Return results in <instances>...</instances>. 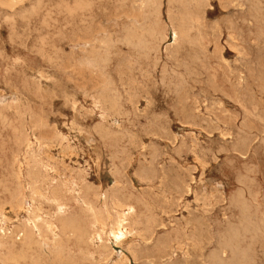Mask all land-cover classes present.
<instances>
[{"label": "rangeland", "instance_id": "rangeland-1", "mask_svg": "<svg viewBox=\"0 0 264 264\" xmlns=\"http://www.w3.org/2000/svg\"><path fill=\"white\" fill-rule=\"evenodd\" d=\"M1 1L2 0H0V3H1ZM10 1L9 0L2 1V2H4L2 4H4V5L6 4V6H8V7H6V6L4 7L3 5H2L3 6L2 7L0 4V94H1L0 95L1 96L0 97V110H2L0 112L1 113L0 114V128H1L0 129L1 130L0 131V150L3 151V149H4L3 152L0 151V159H1L0 160V166L4 162L3 165L0 167V186H1L0 187L1 188L0 189V195H1L0 196V209H1L0 210V212H1L0 213V221H1L0 222V229H1L0 230L1 231L0 232V238L3 237V239H4L3 243L6 246L5 247L4 245H2V246H4L3 247L4 249L2 248V246H0V257H1L0 260L2 261V262L0 261V264H3V263L4 264H10V263L12 264L13 263L11 261H8L6 263V260H8V258H9V246H10L9 244H11L12 241L16 238V236L14 234H17L26 224L33 222V216H34V219L41 221V223L43 224L42 225L43 235H45L46 237L48 236L49 239L51 240L52 235L48 231V229H47L48 226L46 224L53 222L56 218H57V220H58V218L60 219L59 212H58L57 208L60 206V203H61V205H63L62 204L63 202L65 203L63 206L66 209L65 214H63V217L65 218L67 215V217H66L67 219L71 216L73 217V219H76L80 215L81 216L80 219H82V217L85 216V217H83L84 219H82L84 221L79 220V223L82 224V222H83L82 225H85V226H89L90 221L92 220V213L90 211L91 207H94V208L96 207L97 212L100 211V212H98L99 214H101L102 216L104 215L103 217H107L109 214L114 215L115 214L113 212L114 210L115 211L116 210L118 211V209L120 210V208H117L118 206H116V205L120 204L121 202H127V201L133 203L136 206L137 213L140 216V220L143 223H146L148 221V219H155L157 221V225L164 224L168 231L179 230V229H183V228L185 229V227L188 226V232H189L191 230L192 224L194 222L198 221V222L202 223L204 225V233H203V237L200 240L201 241L200 243H194L192 240L184 239L182 244L180 245V247L178 245H175V247H174L175 251H174V256H173L172 262H177V263L178 262L185 263V261H189L191 263H197L201 259L207 260V257L218 247V242L220 240V238H218V237H220V235L225 233V231L228 229L230 224H236L242 218L243 213H242V210H240L241 207L239 206V204H237V201L235 200L236 195L241 190L245 191L244 196H246L245 198L248 201L249 205L251 202L250 207L254 206V208H252V207L250 208L251 210H249L248 214L250 216L252 215L251 217L254 219L260 217V219H262L264 221V201H263L264 200V155H263L264 154V143H263L264 142V131H263L264 130V121L262 123V120H264V113H263L264 112V48H263L264 47V34H263L264 33V1L263 0H242L243 2L241 0H205V1H203V0H190L191 1L190 3H189V0H186V2H185V0L184 1L183 0H180V1L179 0H176V1L172 0V2H174L173 4H172L171 0H149V1L148 0H133V1L132 0H127V1L125 0L126 2H128L127 4H125L126 2L124 0L123 1L122 0H120V1L119 0H114V1L113 0H107V1L104 0V2H103V0H91V1L85 0L84 3H83L84 0H80V1L79 0L78 1L77 0H41V2H40V0L39 1L27 0V2H26V0H12L13 3H17V4H13ZM43 1H44V3H43ZM48 1H49V5H48ZM59 1H61V2H59ZM117 1H119V2H117ZM159 1H160V3H156ZM181 1H183L184 2L183 4H185L186 6L182 5ZM74 2H76V3L74 4ZM168 2L169 3L171 2V3L169 4ZM179 2H180V4H179ZM194 2H195V4H194ZM21 3H24V4H21ZM137 3H139V4H137ZM175 3H177V4H175ZM186 3H189V4H186ZM200 3L202 5H200ZM18 4H20V5H18ZM33 4L36 6H34ZM43 4L46 6H44ZM51 4H53V5L50 6ZM64 4H66V5H64ZM15 5H16V7H15ZM197 5H199V6H197ZM245 5H246V7H245ZM10 6L11 7L14 6V7H12V10H11ZM27 7H29V8H27ZM43 7L45 9H43ZM124 7H128V8L130 7V8L124 9ZM147 7L150 10L147 9ZM190 7L193 8V9H191L193 12L191 10H189ZM56 8H57L58 12L56 11ZM64 8H65V10H64ZM115 8H117L118 10ZM187 8H188V10H187ZM258 8H260L261 11ZM13 9H14V11H13ZM30 9L31 10L34 9V10H32V13H31ZM38 9H39V11H41L40 13H38L39 12ZM52 9L54 10V12L52 11ZM123 9L125 11H123ZM177 9H179V10H177ZM19 10H20V13L17 14V12H19ZM23 10L25 11V13ZM28 10H30V12ZM116 10H117V12H116ZM119 10H121V11L119 12ZM130 10H131V12H130ZM143 10H144V12H143ZM60 11H62V13ZM169 11H170V13H169ZM179 11H180V13L182 12V14L179 15ZM188 11L191 13H189ZM206 11H207V13H206ZM86 12H88L89 14ZM90 12H91L92 16L90 15ZM21 13L23 15L24 14L25 15L21 16L22 15ZM27 13H28V15H27ZM82 13H84V14H82ZM117 13H119V14L117 15ZM129 13L130 14L132 13V14L130 15ZM187 13L190 14V16L187 15ZM258 13L260 14V16ZM8 14H9V16H8ZM32 14H33V16H32ZM39 14L41 16H39ZM177 14L179 16V19H177L178 18ZM13 15H14V17H12ZM36 15H38V16H36ZM82 15L83 16L85 15V17H83ZM162 15H163V19H162ZM15 16H17V17H15ZM18 16L21 18H18ZM44 16H46V17H44ZM51 16H53V17H51ZM77 16L81 17V18H78ZM137 16H139L140 18ZM148 16L150 19L147 18ZM235 16H237L238 18ZM10 17H12V20ZM31 17H34V19L33 18L31 19ZM39 17L41 19V22H40V20H38ZM88 17H89L90 21H88ZM92 17H93V19H90ZM136 17L138 19H140V21ZM174 17L176 18L177 21L174 20L175 19ZM17 18H18V20H17ZM23 18H25V21L27 20V18H29L31 21L28 19L27 22L24 23ZM36 18H37V20H36ZM65 18H69V19H65ZM186 18H187V20H186ZM42 20H44V21H42ZM49 20L51 22L52 21H54V22L51 23ZM169 20H170V22H169ZM173 20H174V22H173ZM17 21H18V24H17ZM46 21H47V23H46ZM160 21H161V23H160ZM181 21H183V22H181ZM190 21H191V23L193 22L192 23L193 26H192V24L189 23ZM42 22H43V24H45V26L43 24L41 25ZM89 22H91V24ZM132 22H134L133 25H132ZM49 23H50V25H49ZM157 23H159V25ZM181 23L185 24V26H183ZM13 24H15V25H13ZM135 25H137V26H135ZM148 25H150L151 27ZM187 25L191 30L190 29L188 30ZM198 25H201V26H198ZM10 26H12L13 28H11ZM42 26H43V29L46 27L45 28L46 32H49V33H45V29L42 30ZM93 26H94V28H93ZM144 26H145V28H144ZM172 26L173 27L175 26L176 29H174ZM181 26H183V29H181L182 28ZM237 26H238V28H237ZM34 27H35V29H34ZM152 27L155 30V32L152 29ZM234 27H235V29H234ZM89 28H91V29H89ZM96 28H98V30ZM231 28H233V30ZM12 29H14V30L12 31ZM26 29H27V31H26ZM33 29H34L35 33L37 31L38 32L44 31V32H43V34L41 32H39V33L37 32L36 33L37 35H36V34H34ZM99 29L101 31H99ZM126 29H128V30H126ZM130 29H131V31H129ZM132 29H133V31H132ZM146 29H148V30H146ZM186 29L188 32L186 31ZM197 29H199V30H197ZM94 30H96V32L93 33ZM151 30L154 32V33L153 32L152 33L156 36H154L152 33H150ZM178 30H179V32H178ZM144 31H146V33H143ZM147 31H148V34H147ZM163 31H164V33H163ZM189 31H191V33ZM193 31H195V32H193ZM243 31L245 32L244 35H243ZM79 32H82V33L79 34ZM85 32H86L87 36H86ZM89 32L92 33V35H90ZM181 32H182V34H181ZM32 33H33V35H32ZM129 33H131L132 37ZM189 33L193 34L194 38ZM39 34L41 36H39ZM48 34H50V35L48 36ZM58 34H60V36H58ZM62 34H63V36H62ZM118 34L120 36H118ZM135 34H136V36H135ZM161 34H163V35H161ZM177 34H179V35H177ZM187 34H189L190 36L189 35L186 36ZM199 34L204 35V36H200ZM42 35H44L45 37ZM88 35H90L91 38L88 37ZM94 35H95V38H94ZM115 35H117L118 38H116L117 36H115ZM181 35H183V38L186 36V38L190 37V38H193V40H195L196 38H198V39L195 40L196 43L193 42L192 39H190V41H191L190 42L189 38L187 39L188 41L186 40V42H183V41H185L184 40L185 38L183 39L181 37ZM20 36H23V37L25 36V37L23 39V37L20 38ZM37 36H39V37H37ZM121 36H124V37H121ZM133 36L136 38V41H138L140 39V41H142V42L133 41L135 39ZM245 36H246V38H245ZM49 37H52V38L49 39ZM74 37H75V39H74ZM85 37H87V38H85ZM105 37H107V38H105ZM130 37H131V39H130ZM137 37H139V38L137 39ZM39 38H40V40H38ZM41 38H44V39H41ZM101 38H103V40ZM164 38L166 40L162 41V40H164ZM174 38L177 40H175ZM200 38H202V39H200ZM228 38L230 40H228ZM73 39L77 40V41H74ZM99 39H100V41H99ZM106 39H107V41H106ZM147 39H148V42H147ZM178 39H180V41ZM37 40L39 41V43L41 41V43H40L41 45L38 43ZM43 40H44V42H42ZM96 40H98V42ZM115 40H116V42H115ZM21 41H22V43H20ZM85 41H87V42H85ZM101 41H102V43H101ZM113 41H114V43H113ZM161 41L163 43H161ZM256 41H258V42L256 43ZM132 42H134V44ZM154 42H155V44L157 43L156 44L157 47L155 46ZM108 43H109V45H108ZM135 43H137V44H135ZM189 43L192 45L193 48L190 47L191 45ZM247 43H248V45H247ZM38 44H39V46H38ZM45 44H47V45H45ZM141 44H144V45L140 46ZM152 44L154 45V47H152L153 46ZM178 44L181 46L180 47L177 46ZM184 44H186V45H184ZM187 44H189V45H187ZM200 44L201 45L204 44V45L201 47ZM51 45H52V47H51ZM145 45H146V47H145ZM33 46H38L39 47L38 49L39 50L41 49L40 51L43 52V53H41L42 55L40 54V51L36 47L34 48ZM40 46H42V48ZM194 46H196V47H194ZM50 47L51 48L54 47V49L51 50ZM93 47H94V50H92ZM112 47H115V48L112 49ZM167 47L170 48L171 50L169 51V49ZM176 47H178V48H176ZM240 47H242V48H240ZM152 48H155V49L153 50ZM157 48H159V50ZM180 48H182V49H180ZM205 48H207V49H205ZM34 49L39 51L38 55H37L38 51H35ZM101 49H103V50H101ZM145 49H147V50H145ZM176 49H178V50L176 51ZM236 49L237 50L239 49V51H237ZM243 49L245 50L246 54L243 51ZM47 50H48L49 54H48V52H46ZM96 50H98V51H96ZM115 50H117L118 52ZM141 50H143V51H141ZM167 50L169 52H166ZM52 51L54 53L53 54L54 56L51 55ZM102 51H103V53H102ZM157 51L158 52L160 51L159 52L160 54ZM178 51H179V53H178ZM106 52H107V54H106ZM132 52H136V53L134 54ZM145 52H147V55ZM148 52H149V54H148ZM175 52H177L176 53L177 56L179 55L180 60L177 59V56H175V55L173 56V54H175ZM181 52H182V54H181ZM185 52H186V55L184 54ZM192 52H193V54H192ZM196 52H198L199 55ZM200 52H201V54H200ZM101 53H102V55H101ZM113 53H114V55H113ZM144 53H145V55H144ZM241 53H242V57L244 56L243 58L240 55ZM136 54L138 57L136 56ZM188 54H190V56L192 58ZM40 55L42 57L43 56L44 57L42 58V57H40ZM58 55L60 56V58ZM142 55H143V57H142ZM160 55H162V57ZM202 55H204L205 57L204 56L202 57ZM56 56H58V57H56ZM70 56H72V57H70ZM82 56L83 57L86 56V57L83 58ZM90 56H92V57H90ZM100 56H101V58H100ZM49 57L50 58L52 57V58L48 59ZM69 57H70V59H69ZM88 57H90V58H88ZM145 57H146V59H145ZM169 57H170V59H169ZM67 58L69 59V62H68ZM99 58H100V60H99ZM141 58H143V59H141ZM52 59H53V61H52ZM55 59H56V62H55ZM94 59H96V60H94ZM250 59H251V61H250ZM44 60L46 62L47 61L48 62L46 63V62H44ZM172 60H173V62H172ZM190 60H193V61L198 60L199 63L196 61L193 62ZM50 61L53 62V64ZM102 61H103V63H102ZM178 61L180 62V64L178 63ZM200 61H202L204 63H202ZM223 62L225 64H223ZM98 63H99V66H98ZM187 63H188V65H187ZM205 63L207 64V66ZM78 64L80 67L78 66ZM82 64H83V66H82ZM84 64H87V65H84ZM89 64H91V66ZM126 64H127V66L125 67ZM193 64H195V65L193 66ZM200 64H202V66H206L204 68H207L206 69L207 72L209 69V72L207 73L205 71V69H203V67ZM228 64H229V67H227ZM237 64H238V66H237ZM197 65H199V66H197ZM107 66H108L109 71H107V68H106ZM208 66L209 67L211 66L212 69H211V67L209 68ZM91 67L94 69H92ZM173 67H174V69H173ZM184 67H186V69H183ZM74 68H76V70H74ZM130 68L132 69V71ZM180 68H182V69L180 70ZM126 70H127V72H126ZM202 70H204V71L202 72ZM171 71L174 73H172ZM198 71H200L201 73ZM97 72H99V73H97ZM102 72H103V75L101 74ZM230 72H231V74H230ZM126 73H129V74H127V76H126L125 75ZM177 73H178V76H177ZM191 73H193V74H191ZM198 73H199V76H198ZM187 74L190 77H188ZM223 74H226L227 77ZM92 75H96V76H92ZM104 75H106V77ZM182 75L185 78V80L182 79L183 78ZM206 75H208V77ZM162 76L163 77L166 76V77H164L165 79H163ZM168 77H169V79H168ZM150 78L152 79V81H149V80H151ZM177 78H180V79L177 80ZM188 78H190V80ZM197 78H199L200 80ZM111 79L113 80V82L111 81ZM162 79L164 81L165 80L166 81L164 82ZM171 79H172V81H171ZM229 79H230V81H229ZM34 80H35V82H34ZM105 80H107V82ZM146 80H147V82H146ZM26 81L28 84V85L26 84L27 87L25 85ZM124 81H125V83H124ZM181 81H183V82H181ZM184 81L187 82L188 85ZM23 82H25V83L23 84ZM32 82H33V84H31ZM103 82H104V86H103ZM176 82L178 85H180L179 86L180 91L178 89V85L176 86ZM134 83H136V84H134ZM144 83L146 85H148V87L143 86V85H145ZM113 84H114V86H113ZM31 85H32V87H31ZM33 85H34V87H33ZM38 85H39L40 90H39V88H37ZM124 85H125V87H124ZM128 85L131 86L132 88L129 87ZM140 85H141V87H140ZM239 85H241V86H239ZM99 86H100V88H99ZM167 86L170 89H168V88L165 89V87H167ZM190 86H192V87H190ZM211 86H212V88H211ZM110 87H112V92H115V93L111 92ZM173 87H175L176 89L175 88L173 89ZM235 87H236V89H235ZM25 88H28V89H26V92H25ZM138 88H140V89H138ZM213 88H214V91H213ZM34 89H35V91H33ZM151 89H153L154 91L152 90V92H151ZM171 89H172V91H171L172 95L170 94V91H169ZM42 90L45 91L44 94L39 93V92H43ZM108 90H110V91H108ZM133 91H135V93ZM146 91H148V93ZM109 92H110V95H109ZM132 92H133V95H132ZM91 93H93V94H91ZM174 93H176V94H174ZM41 94H42V96H41ZM140 94L142 95V97L140 96ZM173 94H174V96H173ZM177 94L178 95L180 94L181 97L176 96ZM34 95L35 96L37 95V96L35 97ZM99 95H100V98H98ZM38 96H41V97H38ZM93 96H95L96 99H95V97L93 98ZM103 96H105V97H103ZM132 96H134L133 97L134 99L132 98ZM244 96H246V97H244ZM247 96H248V98H247ZM137 97H138V99H137ZM235 97L237 98V100ZM107 98L108 99L110 98V99L106 100ZM118 98L120 100H118ZM135 98L137 99V101H133V100H135ZM180 98L181 99L185 98V99L179 100ZM195 98H196V100H195ZM98 99H101L100 100L101 103H100V101H98ZM103 99H104V101H102ZM111 100H112V103H111ZM126 100L127 101L129 100V102H126ZM185 100H187V101H185ZM189 100H190V102H189ZM96 101H98V102H96ZM113 101H114V103H113ZM131 101H132V104H131ZM135 102H137V103L135 104ZM117 103L119 106H122V107H120L121 109L119 108ZM177 103H179L180 105H178ZM242 103H244L245 105ZM13 104H15V105H13ZM72 104H74L75 106L74 105L72 106ZM100 104H101V106H100ZM102 104H104V105H102ZM112 104L113 105L115 104V106H113ZM1 105H4L5 108H4V106H1ZM181 105H183V108ZM15 106L16 107L20 106V107H18L17 111H16ZM102 106H104L105 109ZM96 107H97V109H96ZM133 107H135L136 109ZM2 108L4 109L5 112L3 111ZM7 108L10 110L12 109V110L11 111L8 110V112H7ZM218 108L221 110H219ZM255 108H258V109H255ZM111 109L113 110V112H111L112 111ZM114 109H115V111H114ZM178 109H180V110H178ZM188 109H190V110H188ZM196 110H197V112H196ZM243 110H245L247 112H243ZM256 110L258 112H256ZM105 111H107V113ZM209 111H212V112H209ZM3 112L5 113L4 115H3ZM134 112H136V113H134ZM128 113H130L129 116H127ZM251 113L254 117L251 116ZM31 114H32V116H31ZM212 114H213V116H212ZM254 114H256V115H254ZM6 115L8 117H6ZM10 115H11V117H10ZM15 115H16V117H15ZM112 115H114V116H112ZM115 115H117V116H115ZM123 115H125V117ZM187 115H189L190 117L192 116V118H194V119L196 117V119H195L196 121ZM225 115H227V117H225ZM20 116L23 118H21ZM100 116H101V118H100ZM108 116H110V117L108 118ZM119 116L123 117V118H120ZM185 116L187 117V119L185 118ZM249 116H251V117H249ZM154 117H155V119H154ZM206 117H208V118H206ZM215 117H216V119L218 118L219 122H218V120L216 121ZM107 118L109 120H107ZM115 118H116V120H114ZM5 119H7V120H5ZM22 119H24V120H22ZM152 119H154V120L151 121ZM248 119L250 121H248ZM17 120H18V124L16 122ZM187 120H188V122H187ZM1 121L4 123H2ZM8 121H9V123H8ZM221 121H222V123H220ZM260 121H261V123H260ZM24 122H25V124H24ZM152 122H154V123H152ZM155 122H157V123L155 124ZM206 122H207V124H206ZM243 122H245L247 125L246 124L243 125L244 124ZM111 123L113 124V126ZM162 123H163V125H162ZM203 123H205V124H203ZM215 123H217V124L215 125ZM23 124H24V126H23ZM151 124L155 128L150 127ZM190 124H191V126H190ZM4 125L6 128L4 127ZM158 125H160V126H158ZM193 125H195V126H193ZM18 126L21 127V129L24 131V134H23V131H20L21 129L20 130L17 129V128H19ZM101 126H102V130H101V128H99ZM157 126L159 127V129L161 131L158 129ZM208 126H210V128ZM94 127H96V128H94ZM224 127L226 128V130ZM10 128L13 130V132L15 131L14 134H13L12 130H10ZM14 128H16V130H14ZM29 128L30 129L32 128V129L30 130ZM151 128H152V130H151ZM162 128H164L163 131H162ZM197 128H198V130H197ZM216 128L218 129V131ZM93 129H94V131H93ZM106 129H107V131H110V132H107ZM120 129H121V131H120ZM129 129H130V131H129ZM205 129H207V130H205ZM5 130L6 131L8 130V131L6 132ZM28 130H30V131H28ZM99 130H101V131H99ZM127 130H128V132H127ZM168 130H169V132H168ZM220 130L222 133L220 132ZM105 131H106V137H108V138L104 137L106 140L103 138V136H104L103 134H105ZM125 131H126V133H125ZM27 132L29 134H26ZM113 132H115V133H113ZM129 132L130 133L132 132V135ZM161 132H163L164 134L162 133V135H161ZM240 132H242V133H240ZM101 133H102V135H101ZM108 133H110L111 135ZM169 133H171V134L167 135ZM56 134H58V137ZM112 134H113V137H112ZM120 134H122L123 136L125 135L124 138L121 137L122 135H120ZM154 134H156L157 136ZM109 135L111 136V138H109L110 137ZM116 135L122 141L119 140V138L116 137ZM165 135H166V137H165ZM171 135H173L172 138H171ZM221 135H223L224 138L225 137L226 138L224 139L223 137H221ZM228 135H229V137L231 136L232 138L231 137L229 138ZM23 136H25V138ZM153 136H155V137H153ZM169 136H170V138H168ZM176 136H178V137H176ZM21 137L23 140L24 139L25 140L22 141ZM26 137H28V138H26ZM115 137H116V139H115ZM173 137H175V139ZM238 137L241 140H239ZM10 138H11V140H10ZM101 138H103V139H101ZM112 138H114V139H112ZM133 138H135V139H133ZM129 139H131V140H129ZM103 140H105V141H103ZM115 140H118V142ZM135 140H137V141H135ZM184 140H185V142H184ZM14 141L16 143H14ZM18 141H20L21 143H19ZM169 141H170V144H169ZM241 141H246L247 147L245 149L240 147ZM26 143H27V145H26ZM92 143H94V144H92ZM122 143H124V144L122 145ZM140 143L143 145L141 146ZM186 143H187V146L185 145L186 146L185 147L184 144H186ZM48 144H49V146H48ZM50 144H51V146H50ZM7 145H8V147H7ZM18 145H20V146H18ZM22 145L23 146L25 145L24 147L27 149L25 150ZM112 145H114V146H112ZM134 146H136V147H134ZM188 146H189V148L187 149ZM261 146H262V148H261ZM16 147H18V148H16ZM141 147H143V148L145 147V148L143 149ZM153 147H154V149H153ZM180 147L183 148L182 149L183 152L181 151ZM111 148H112V150H111ZM117 148H119V149H117ZM125 148H126V150H125ZM8 149L10 152H8ZM16 149H18V150H16ZM42 149H44L45 151ZM145 149H146V151H145ZM221 150H222V152H221ZM249 150H250V153H249ZM18 151H21V152L19 153ZM42 151H44V152H42ZM7 152H8V154H11V158H10V155L8 156ZM35 152H37V153L40 152V153L37 154ZM42 153L43 154L45 153L44 155H47V156H44ZM21 154H23V155H21ZM120 154H122V156ZM154 154H157V155H154ZM238 154L241 155V157ZM12 156L14 158H12ZM20 156L22 158H20ZM32 157L34 159H32ZM115 157L116 158L118 157V159H116ZM154 157H155V159H154ZM6 158H8V159H6ZM9 158H10V161H9ZM18 159H19V161H18ZM23 159H25L24 160L25 163H24ZM151 159H153V161H151ZM20 160H21V162H20ZM28 160L30 161V163L28 162ZM202 161H203V164L201 163ZM16 162L18 163V165H16L17 164ZM38 162H39V164H38ZM198 162H200V163H198ZM206 162H207V164H205ZM42 163L44 166L42 165ZM113 163H115V164H113ZM12 164H14V165H12ZM29 164L32 166L34 164L35 166H33V168H32V166H30ZM36 164H38V165H36ZM39 165L41 167H39ZM8 166H10V167L8 168ZM30 167H31V169H30ZM43 167H45V168H43ZM40 168H42V169H40ZM26 170H27V172H26ZM12 171H13V173H12ZM15 171H17V172H15ZM39 171H41V172H39ZM115 171H116V173H118L117 175L120 178L117 177V175L115 174ZM32 172H34V173H32ZM119 172L120 173L122 172V173L120 174ZM143 172L147 173L145 178H142ZM14 173L17 175H15ZM19 173H20V175H19ZM38 173L39 174L41 173L40 174L41 177ZM12 174H14V176H12ZM27 174H28V176H27ZM248 174H249V176H248ZM8 175H9V177H8ZM22 175H23V177H22ZM24 175H26V176H24ZM36 175L38 176V179H37ZM113 175H114V177H113ZM43 176H44V178H43ZM59 176H60V178H59ZM77 176H79L80 178ZM147 176H149V177H147ZM3 177H4V179H2ZM29 177H30V180H29ZM65 178L67 179V182H66ZM81 178L83 181L81 180ZM6 179H7V181H6ZM8 179H10V181ZM16 179H20V180H18L19 181L18 183H17ZM44 179H46V180L44 181ZM78 179L80 180L79 183H78ZM3 180H4V182H3ZM37 180H38V182H37ZM115 180H116V182H115ZM11 181H12V183H11ZM7 182H9V184ZM52 182H54V183H52ZM256 182H257V184H256ZM2 183H3V185H1ZM33 183H35V184L33 185ZM74 183H76V184H74ZM238 183H239V185H238ZM240 183H241V185H240ZM251 183L254 185L252 186ZM11 184H13V185H11ZM16 184H18V185H16ZM31 184L36 189L31 188L30 187ZM39 185H42V186H39ZM88 185H89V187H88ZM246 185H247V187H246ZM250 185H251V188H250ZM13 186H15V187H13ZM91 186L95 187L96 189L91 188ZM122 186L124 187L123 189H122ZM83 187L87 188L88 190H83L84 189ZM4 188H5V190H4ZM7 188L8 189L10 188L9 190H11V191H9ZM14 188H17V189H15V191H13ZM43 188H44V190H43ZM73 188H74V190H73ZM89 188H90V190H89ZM126 188H127V190H125ZM54 189H55V191H54ZM56 189H59V190L56 191ZM177 189H179V191ZM32 190L33 191L35 190L36 192L35 191L32 192ZM8 191H9V193L10 192L11 193L8 194ZM17 191H21V192H17ZM63 191H65V192H63ZM85 191L86 192L91 191V192H88L89 194L94 192V193H92L94 196L93 195L89 196V194L86 193ZM122 191H124V192H122ZM5 192H7V193H5ZM13 192H15V193L17 192L16 195ZM30 192H32V193L30 194ZM41 192H43V193L45 192V194H43ZM51 192H53V193H51ZM59 192L63 195H61ZM67 192H69V193H67ZM115 192L117 193V195H115ZM18 193H20V195H18ZM58 193L60 194V197H58L59 196ZM73 193H74L75 199L73 198V196H71V195H73ZM96 193H98V194H96ZM127 193H128V195H127ZM12 194H13V196H12ZM54 194L55 195L57 194L56 198H54ZM84 194H85V196H83ZM202 194L204 195V197L202 196ZM2 195L5 197V199L7 198L6 199V200H8L7 203H6V200L4 199V197ZM9 195L11 197H9ZM14 195L15 196L18 195V196L15 197ZM32 195H33V198H32ZM113 195H115V196H113ZM131 195L135 196V198L132 197ZM194 195H195V197H193ZM47 196H49L50 198H48ZM61 196H63L64 198L66 197V198L64 199ZM79 196H80V198L82 197L81 200H83V201L80 200ZM129 196H131V198ZM257 196H258V198H256ZM20 197H21V200H20ZM51 197H52V199H51ZM85 197L87 198V200H85L86 199ZM206 197H207V199H206ZM13 198L14 199L16 198V199L14 200ZM22 198L24 201L22 200ZM26 198H27V200H25ZM115 198H117V199H115ZM34 199H35V201H37V200L38 201L35 202ZM49 199H50V201H48ZM11 200L13 203L11 202ZM84 200L87 202H85ZM96 200H100V201H96ZM138 200H140V201H138ZM1 201H3V203H1ZM54 201L57 205L54 204ZM74 201L75 202L77 201L76 203L78 205H80L81 207L78 206L76 203H74ZM180 201H182V202H180ZM254 201L256 203H254ZM16 202L19 205H17ZM25 202H27V205L24 204ZM50 202H51V204H50ZM206 202H208V203H206ZM209 202H210V204H209ZM211 202H212V204H211ZM9 203L14 205V206L10 205ZM22 203L24 204V206ZM86 203H87V205H89V203H91L89 208L87 205H85ZM233 203L236 206L233 205ZM40 204H42V205H40ZM105 204L107 205V207L104 206ZM143 204H144V207L146 206L145 208H142ZM204 204H206V206ZM66 205L68 207H66ZM100 206H101V209L99 208ZM203 206H205V207H203ZM28 208H29V210H28ZM32 208H34V209L37 208V209L34 210ZM79 208H82V211ZM85 208L88 209V211ZM255 208H257V209L255 210ZM41 209H42V213L40 211ZM104 210H106V212ZM27 211H28V213H27ZM32 211H33V213H31ZM49 211H51V212H49ZM37 212H38V217H37ZM142 214H144V215H142ZM261 214H262V216H261ZM86 216H87V219H86ZM88 217L91 218V220L88 219ZM150 217H152V218H150ZM78 219L79 218H77V220ZM85 220H86V222H85ZM169 220H170V222H169ZM17 221H18V223H17ZM23 221H25V222H23ZM88 221H89V224L87 223ZM6 222H7V224H5ZM19 222H20V224H19ZM21 225H23V226H21ZM18 227H20V228H18ZM3 229H6L7 232H6V230H3ZM17 229L18 230L20 229V230L18 231ZM56 229H55L56 233L60 235V236L58 235L59 241H61L63 244L65 243V246L68 245V247H70L71 250L73 249L72 251L76 252V248H75L76 238H75V236H72L69 233L63 234L60 232V230L58 231V229L57 230ZM45 230L47 231L46 233H45ZM58 232H60V233H58ZM158 232L160 234H162L163 228L158 230ZM11 235L14 238L13 240H12ZM61 235H65V236L63 237ZM7 238L8 239L11 238V239L8 240ZM64 238H66L67 240ZM74 238H75V240H74ZM67 241L70 242L72 247L70 246V244ZM112 243H113V246L115 247L116 253H118L120 251L127 252V250H128L127 248L132 247V246L134 249L138 248L135 245V242L132 241V237H128L121 245H115V241H112ZM254 248L256 250V255H257L256 263L257 264H264V238L260 239V241L254 245ZM179 249L180 250L183 249V250L180 251ZM147 250L148 251H142V253L145 255V257H143V259H141L139 261V264H149V263L150 264H168L169 263V261L167 259L168 257L167 258H159L158 257V255L153 250V246H148ZM184 254H185V256H183ZM44 257H46L47 259L49 258L48 261H50V259H51V255L48 252L43 253L41 256L42 261H44L45 263H48L47 259H44ZM3 259H5V261ZM90 262H91L90 259H88V261L86 259L85 264H91ZM13 264H19V263H13Z\"/></svg>", "mask_w": 264, "mask_h": 264}, {"label": "bare ground", "instance_id": "bare-ground-1", "mask_svg": "<svg viewBox=\"0 0 264 264\" xmlns=\"http://www.w3.org/2000/svg\"><path fill=\"white\" fill-rule=\"evenodd\" d=\"M2 1H5V0H2ZM1 1V6L3 5L4 7L6 6V4L4 5V4H2V3H4V2H2ZM10 1V0H9ZM37 1H39V0H37ZM78 1V0H77ZM80 1V0H79ZM91 1V0H90ZM107 1V0H106ZM114 1V0H113ZM120 1V0H119ZM119 1H117V2H119ZM123 1V0H122ZM121 1V2H122ZM125 1V0H124ZM127 1V0H126ZM125 1V2H126ZM133 1V0H132ZM149 1V0H148ZM176 1V0H175ZM180 1V0H179ZM184 1V0H183ZM183 1H181V4L182 5H185V4H183L184 2ZM203 1H205V0H203ZM202 1V2H203ZM242 1V0H241ZM264 1V0H263ZM262 1V2H263ZM7 2V1H6ZM11 3H13L12 2V0L10 1ZM15 2V1H14ZM26 2H27V0H26ZM40 2H41V0H40ZM59 2H61V1H59ZM65 2V1H64ZM85 2V0L83 1V3ZM88 2V1H87ZM94 2V1H93ZM103 2H104V0H103ZM120 2V3H121ZM152 2V1H151ZM171 2H172V0H171ZM170 2V3H171ZM185 2H186V0H185ZM191 1L189 0V3H190ZM243 2V1H242ZM246 2V1H245ZM249 2V1H248ZM247 2V3H248ZM254 2V1H253ZM43 3H44V1H43ZM68 3V2H67ZM76 2H74V4H75ZM124 3V2H123ZM128 2H126L125 4H127ZM156 3H160V1L159 2H156ZM162 3V2H161ZM169 3V2H168ZM169 3V4H170ZM174 2H172V4H173ZM178 3V2H177ZM177 3H175V4H177ZM189 3H186V4H189ZM259 3V2H258ZM13 4H17V3H13ZM21 4H24V3H21ZM31 4V3H30ZM47 4V3H46ZM58 4V3H57ZM56 4V5H57ZM61 4V3H60ZM73 4V5H74ZM86 4V3H85ZM91 4V3H90ZM137 4H139V3H137ZM153 4V3H152ZM155 4V3H154ZM179 4H180V2H179ZM194 4H195V2H194ZM204 4V3H203ZM18 5H20V4H18ZM29 5V4H28ZM34 5V4H33ZM38 5V4H37ZM44 5V4H43ZM48 5H49V1H48ZM53 4H51L50 6H52ZM55 5V6H56ZM64 5H66V4H64ZM63 5V6H64ZM119 5V4H118ZM131 5V4H130ZM163 5V4H162ZM200 5H202L201 3H200ZM261 5V4H260ZM2 6V7H3ZM34 6H36V5H34ZM44 6H46V5H44ZM59 6V5H58ZM78 6V5H77ZM80 6V5H79ZM88 6V5H87ZM96 6V5H95ZM115 6V5H114ZM117 6V5H116ZM120 6V5H119ZM126 6V5H125ZM132 6V5H131ZM138 6V5H137ZM158 6V5H157ZM171 6V5H170ZM174 6V5H173ZM186 6V5H185ZM189 6V5H188ZM187 6V7H188ZM192 6V5H191ZM197 6H199V5H197ZM249 6V5H248ZM258 6V5H257ZM262 6V5H261ZM6 7H8V6H6ZM11 7V6H10ZM12 7H14V6H12ZM12 7H11V10H12ZM15 7H16V5H15ZM65 7V6H64ZM73 7V6H72ZM133 7V6H132ZM245 7H246V5H245ZM252 7V6H251ZM27 8H29V7H27ZM34 8V7H33ZM37 8V7H36ZM35 8V9H36ZM87 8V7H86ZM121 8V7H120ZM125 8H128V7H124V9ZM130 8V7H129ZM128 8V9H129ZM138 8V7H137ZM158 8V7H157ZM161 8V7H160ZM201 8V7H200ZM20 9V8H19ZM26 9V8H25ZM41 9V8H40ZM43 9H45L44 7H43ZM72 9V8H71ZM74 9V8H73ZM80 9V8H79ZM93 9V8H92ZM115 9H117V8H115ZM123 9V11H125ZM147 9H149L148 7H147ZM191 9H193V8H191L190 7V9L189 10H191ZM199 9V8H198ZM260 11H261V9L260 8H258ZM27 10V9H26ZM31 10V9H30ZM30 10H28L29 12H30ZM32 10H34V9H32ZM32 10H31V13H32ZM59 10V9H58ZM64 10H65V8H64ZM118 10V9H117ZM117 10H116V12H117ZM134 10V9H133ZM150 10V9H149ZM163 10V9H162ZM177 10H179V9H177ZM187 10H188V8H187ZM202 10V9H201ZM13 11H14V9H13ZM24 11V10H23ZM38 11H39V9H38ZM43 11V10H42ZM47 11V10H46ZM50 11V10H49ZM52 11L54 12V10L52 9ZM56 11H57V8H56ZM78 11V10H77ZM82 11V10H81ZM90 11V10H89ZM121 10H119V12H120ZM192 11V10H191ZM257 11V10H256ZM27 12V11H26ZM41 11H39L38 13H40ZM52 12V13H53ZM58 12V11H57ZM61 13H62V11H60ZM85 12V11H84ZM130 12H131V10H130ZM143 12H144V10H143ZM189 12V11H188ZM193 12V11H192ZM250 12V11H249ZM18 13H20V10H19V12H17V14ZM24 13H25V11H24ZM35 13V12H34ZM45 13V12H44ZM65 13V12H64ZM86 13H88V12H86ZM122 13V12H121ZM169 13H170V11H169ZM189 13H191V12H189ZM206 13H207V11H206ZM22 14V13H21ZM37 14V13H36ZM66 14V13H65ZM82 14H84V13H82ZM89 14V13H88ZM116 14V13H115ZM119 13H117V15H118ZM130 14V13H129ZM132 14V13H131ZM130 14V15H131ZM141 14V13H140ZM139 14V15H140ZM180 14H182V12L180 13V11H179V15ZM193 14V13H192ZM259 14V13H258ZM25 15V14H24ZM23 14L21 15V16H24ZM27 15H28V13H27ZM70 15V14H69ZM79 15V14H78ZM90 15H91V12H90ZM89 15V16H90ZM138 15V14H137ZM153 15V14H152ZM187 15H189L190 16V14H188L187 13ZM257 15V14H256ZM263 15V14H262ZM8 16H9V14H8ZM7 16V17H8ZM11 16V15H10ZM32 16H33V14H32ZM36 16H38V15H36ZM35 16V17H36ZM39 16H41L40 14H39ZM49 16V15H48ZM47 16V17H48ZM75 16V15H74ZM83 16V15H82ZM87 16V15H86ZM92 16V15H91ZM90 16V17H91ZM155 16V15H154ZM176 16V15H175ZM177 16H178V14H177ZM192 16V15H191ZM259 16H260V14H259ZM258 16V17H259ZM12 17H14V15L12 16ZM12 17H10L11 18V20H12ZM15 17H17V16H15ZM27 17V16H26ZM29 17V16H28ZM44 17H46V16H44ZM51 17H53V16H51ZM76 17V16H75ZM78 17V16H77ZM83 17H85V15L83 16ZM137 17H139V16H137ZM136 17V18H137ZM158 17V16H157ZM156 17V18H157ZM160 17V16H159ZM184 17V16H183ZM187 17V16H186ZM235 17H237V16H235ZM9 18V17H8ZM18 18H21V17H19L18 16ZM18 18H17V20H18ZM34 19V17H31V19ZM78 18H81V17H78ZM133 18V17H132ZM140 18V17H139ZM147 18H149V16L147 17ZM175 18V17H174ZM238 18V17H237ZM15 19V18H14ZM24 20V23L25 22H27V20L29 19V18H27V20L25 21V18H23ZM47 19V18H46ZM65 19H69V18H65ZM74 19V18H73ZM72 19V20H73ZM90 19H93V17L92 18H90ZM138 19V18H137ZM150 19V18H149ZM162 19H163V15H162ZM177 19H179V16H178V18ZM185 19V18H184ZM234 19V18H233ZM232 19V20H233ZM262 19V18H261ZM21 20V19H20ZM30 20V19H29ZM36 20H37V18H36ZM38 20H40V22H41V19H40V17H39V19ZM48 20V19H47ZM139 21H140V19H138ZM144 20V19H143ZM174 20H176V18L174 19ZM174 20H173V22H174ZM186 20H187V18H186ZM10 21V20H9ZM16 21V20H15ZM31 21V20H30ZM33 21V20H32ZM42 21H44V20H42ZM50 21V20H49ZM56 21V20H55ZM84 21V20H83ZM87 21V20H86ZM88 21H90L89 20V17H88ZM92 21V20H91ZM177 21V20H176ZM205 21V20H204ZM241 21V20H240ZM245 21V20H244ZM253 21V20H252ZM261 21V20H260ZM22 22V21H21ZM51 22V21H50ZM54 21H52L51 23H53ZM136 22V21H135ZM142 22V21H141ZM147 22V21H146ZM169 22H170V20H169ZM181 22H183V21H181ZM234 22V21H233ZM251 22V21H250ZM263 22V21H262ZM29 23V22H28ZM35 23V22H34ZM46 23H47V21H46ZM56 23V22H55ZM68 23V22H67ZM83 23V22H82ZM87 23V22H86ZM90 24H91V22H89ZM133 23L134 22H132V25H133ZM151 23V22H150ZM160 23H161V21H160ZM172 23V22H171ZM170 23V24H171ZM177 23V22H176ZM175 23V24H176ZM185 23V22H184ZM188 23V22H187ZM190 24H192L191 23V21L189 22ZM197 23V22H196ZM217 23V22H216ZM238 23V22H237ZM236 23V24H237ZM260 23V22H259ZM11 24V23H10ZM17 24H18V21H17ZM40 24V23H39ZM43 24V22L41 23V25ZM139 24V23H138ZM143 24V23H142ZM156 24V23H155ZM158 25H159V23H157ZM173 24V23H172ZM179 24V23H178ZM182 24V23H181ZM198 24V23H197ZM201 24V23H200ZM232 24V23H231ZM241 24V23H240ZM252 24V23H251ZM13 25H15V24H13ZM44 26H45V24H43ZM49 25H50V23H49ZM54 25V24H53ZM97 25V24H96ZM141 25V24H140ZM147 25V24H146ZM145 25V26H146ZM151 25V24H150ZM150 25H148V26H150ZM174 25V24H173ZM183 26H185V24H182ZM253 25V24H252ZM55 26V25H54ZM87 26V25H86ZM135 26H137V25H135ZM145 26H144V28H145ZM147 26V27H148ZM176 26V25H175ZM175 26L173 27L174 29H176L175 28ZM180 26V25H179ZM183 26H181L180 28L181 29H183ZM192 26H193V24H192ZM197 26V25H196ZM198 26H201V25H198ZM11 28H13L12 26H10ZM16 27V26H15ZM40 27V26H39ZM88 27V26H87ZM97 27V26H96ZM100 27V26H99ZM146 27V28H147ZM151 27V26H150ZM187 27H188V25H187ZM191 27V26H190ZM27 28V27H26ZM46 28V27H45ZM44 28V29H45ZM53 28V27H52ZM85 28V27H84ZM92 28V27H91ZM91 28H89V29H91ZM93 28H94V26H93ZM101 28V27H100ZM134 28V27H133ZM143 28V29H144ZM193 28V27H192ZM203 28V27H202ZM237 28H238V26H237ZM34 29H35V27H34ZM34 29H33V32H34ZM39 29V28H38ZM37 29V30H38ZM41 29V28H40ZM43 29V26H42V30H44ZM49 29V28H48ZM97 30H98V28H96ZM129 29V28H128ZM128 29H126V30H128ZM152 29H153V27H152ZM179 29V28H178ZM190 28L188 27V30H189ZM194 29V28H193ZM232 30H233V28H231ZM234 29H235V27H234ZM242 29V28H241ZM14 29H12V31H13ZM16 30V29H15ZM23 30V29H22ZM31 30V29H30ZM84 30V29H83ZM87 30V29H86ZM85 30V31H86ZM137 30V29H136ZM146 30H148V29H146ZM154 30V29H153ZM191 30V29H190ZM197 30H199V29H197ZM238 30V29H237ZM26 31H27V29H26ZM25 31V32H26ZM36 31V30H35ZM60 31V30H59ZM99 31H101L100 29H99ZM129 31H131V29L129 30ZM132 31H133V29H132ZM160 31V30H159ZM158 31V32H159ZM165 31V30H164ZM164 31H163V33H164ZM175 31V30H174ZM183 31V30H182ZM185 31V30H184ZM186 31H187V29H186ZM201 31V30H200ZM199 31V32H200ZM242 31V30H241ZM249 31V30H248ZM247 31V32H248ZM32 32V31H31ZM38 32V31H37ZM36 32V33H37ZM39 32H41V31H39ZM38 32V33H39ZM43 32L44 31H42L41 33L43 34ZM94 32H96V30H94L93 31V33ZM103 32V31H102ZM117 32V31H116ZM153 31L151 30V32L150 33H152ZM154 32H155V30H154ZM153 32V33H154ZM161 32V31H160ZM166 32V31H165ZM178 32H179V30H178ZM188 32V31H187ZM190 33H191V31H189ZM193 32H195V31H193ZM14 33V32H13ZM19 33V32H18ZM27 33V32H26ZM25 33V34H26ZM35 32H34V34H36ZM45 33H49V32H46V29H45ZM60 33V32H59ZM80 33H82V32H79V34ZM88 33V32H87ZM90 33V32H89ZM123 33V32H122ZM127 33V32H126ZM133 33V32H132ZM143 33H146V31H144ZM152 33V34H153ZM176 33V32H175ZM174 33V34H175ZM186 33V32H185ZM189 33V34H190ZM244 31H243V35H244ZM263 33V32H262ZM15 34V33H14ZM13 34V35H14ZM17 34V33H16ZM24 34V33H23ZM57 34V33H56ZM64 34V33H63ZM63 34H62V36H63ZM78 34V33H77ZM85 34H86V32H85ZM99 34V33H98ZM106 34V33H105ZM115 34V33H114ZM125 34V33H124ZM130 35H131V33H129ZM134 34V33H133ZM147 34H148V31H147ZM151 34V35H152ZM180 34V33H179ZM179 34H177V35H179ZM181 34H182V32H181ZM189 34H187L186 36H188ZM195 34V33H194ZM264 34V33H263ZM19 35V34H18ZM32 35H33V33H32ZM37 35V34H36ZM50 34H48V36H49ZM90 35H92V33H90ZM90 35H88V37H90L91 38V36ZM96 35V34H95ZM95 35H94V38H95ZM129 35V36H130ZM154 35V34H153ZM161 35H163V34H161ZM190 35H192L193 36V34H190ZM189 35V36H190ZM196 35V34H195ZM200 35V34H199ZM242 35V34H241ZM39 36H41L40 34H39ZM39 36H37V37H39ZM42 36H44V35H42ZM57 36V35H56ZM58 36H60V34H58ZM77 36V35H76ZM75 36V37H76ZM84 36V35H83ZM86 36H87V34H86ZM101 36V35H100ZM114 36V35H113ZM115 36H117V35H115ZM118 36H120L119 34H118ZM118 36L116 37V38H118ZM127 36V35H126ZM125 36V37H126ZM135 36H136V34H135ZM139 36V35H138ZM148 36V35H147ZM154 36H156V35H154ZM153 36V37H154ZM159 36V35H158ZM165 36V35H164ZM186 36L183 38V35H181V37L185 40V41H183V42H186V40L189 38V41H190V39H192L193 40V38H194V36H193V38H190V37H188V38H186ZM198 36V35H197ZM200 36H204V35H200ZM17 37V36H16ZM21 37H23V36H20V38ZM25 37V36H24ZM24 37H23V39H24ZM28 37V36H27ZM45 37V36H44ZM75 37H74V39H75ZM104 37V36H103ZM121 37H124V36H121ZM131 37H132V35H131ZM131 37H130V39H131ZM134 37V36H133ZM145 37V36H144ZM18 38V37H17ZM19 38V39H20ZM47 38V37H46ZM50 38H52V37H49V39ZM85 38H87V37H85ZM93 38V39H94ZM105 38H107V37H105ZM110 38V37H109ZM113 38V37H112ZM111 38V39H112ZM135 38V37H134ZM139 37H137V39H138ZM151 38V37H150ZM176 38V37H175ZM174 38V39H175ZM180 38V37H179ZM245 38H246V36H245ZM263 38V37H262ZM18 39V40H19ZM22 39V40H23ZM37 39V38H36ZM41 39H44V38H41ZM73 39V40H74ZM84 39V38H83ZM97 39V38H96ZM102 40H103V38H101ZM121 39V38H120ZM126 39V38H125ZM196 39H198V38H196ZM195 39V40H196ZM200 39H202V38H200ZM204 39V38H203ZM38 40H40V38L38 39ZM37 40V41H38ZM47 40V39H46ZM95 40V39H94ZM109 40V39H108ZM113 40V39H112ZM117 40V39H116ZM116 40H115V42H116ZM124 40V39H123ZM122 40V41H123ZM153 40V39H152ZM166 39L164 38V40H162V41H165ZM175 40H177V39H175ZM179 41H180V39H178ZM195 40H193V42H195ZM214 40V39H213ZM228 40H230L229 38H228ZM258 40V39H257ZM20 41V40H19ZM36 41V40H35ZM74 41H77V40H74ZM84 41V40H83ZM97 42H98V40H96ZM95 41V42H96ZM99 41H100V39H99ZM106 41H107V39H106ZM111 41V40H110ZM131 41V40H130ZM133 41H135V42H138V41H140V39L138 40V41H136V38L133 40ZM145 41V40H144ZM161 41V43H163ZM188 41V40H187ZM245 41V40H244ZM259 41V40H258ZM258 41H256V43L258 42ZM42 42H44V40L42 41ZM46 42V41H45ZM80 42V41H79ZM85 42H87V41H85ZM90 42V41H89ZM92 42V41H91ZM94 42V43H95ZM140 42H142V41H140ZM147 42H148V39H147ZM177 42V41H176ZM191 42V41H190ZM232 42V41H231ZM238 42V41H237ZM255 42V41H254ZM20 43H22V41L20 42ZM37 43V42H36ZM35 43V44H36ZM38 43H39V41H38ZM40 43H41V41H40ZM39 43V44H40ZM49 43V42H48ZM101 43H102V41H101ZM113 43H114V41H113ZM125 43V42H124ZM133 44H134V42H132ZM144 43V42H143ZM150 43V42H149ZM188 43V42H187ZM196 43V42H195ZM198 43V42H197ZM234 43V42H233ZM232 43V44H233ZM249 43V42H248ZM248 43H247V45H248ZM263 43V42H262ZM39 44H38V46H39ZM43 44V43H42ZM50 44V43H49ZM55 44V43H54ZM104 44V43H103ZM122 44V43H121ZM128 44V43H127ZM135 44H137V43H135ZM154 44H155V42H154ZM157 44V43H156ZM156 44H155V46H156ZM180 44V43H179ZM177 45V46H181V45ZM190 44V43H189ZM189 44H187V45H189ZM210 44V43H209ZM250 44V43H249ZM253 44V43H252ZM251 44V45H252ZM22 45V44H21ZM41 45V44H40ZM45 45H47V44H45ZM97 45V44H96ZM108 45H109V43H108ZM112 45V44H111ZM125 45V44H124ZM142 45H144V44H141L140 46H142ZM148 45V44H147ZM153 45V44H152ZM174 45V44H173ZM184 45H186V44H184ZM191 45V44H190ZM196 45V44H195ZM201 45V44H200ZM204 44H202L201 45V47L203 46ZM263 45V44H262ZM38 46H33L34 48L36 47L37 49L39 48ZM123 46V45H122ZM139 46V45H138ZM137 46V47H138ZM172 46V45H171ZM210 46V45H209ZM236 46V45H235ZM253 46V45H252ZM256 46V45H255ZM41 48H42V46H40ZM51 47H52V45H51ZM50 47V48H51ZM56 47V46H55ZM96 47V46H95ZM110 47V46H109ZM144 47V46H143ZM145 47H146V45H145ZM144 47V48H145ZM152 47H154V45L152 46ZM157 47V46H156ZM160 47V46H159ZM185 47V46H184ZM190 47H192V45L190 46ZM194 47H196V46H194ZM48 48V47H47ZM46 48V49H47ZM106 48V47H105ZM113 48H115V47H112V49ZM118 48V47H117ZM149 48V47H148ZM168 48V47H167ZM166 48V49H167ZM176 48H178V47H176ZM193 48V47H192ZM199 48V47H198ZM233 48V47H232ZM240 48H242V47H240ZM239 48V49H240ZM264 48V47H263ZM49 49V48H48ZM52 49H54V47L53 48H51V50ZM111 49V50H112ZM141 49V48H140ZM150 49V48H149ZM153 50L155 49V48H152ZM158 50H159V48H157ZM156 49V50H157ZM169 49V51L171 50L170 48H168ZM180 49H182V48H180ZM185 49V48H184ZM191 49V48H190ZM205 49H207V48H205ZM225 49V48H224ZM235 49V48H234ZM239 49L237 50V51H239ZM259 49V48H258ZM33 50V49H32ZM35 50V49H34ZM39 50V49H38ZM38 50H35V51H38ZM41 50V49H40ZM39 50V51H40ZM56 50V49H55ZM54 50V51H55ZM92 50H94V47H93V49ZM101 50H103V49H101ZM145 50H147V49H145ZM173 50V49H172ZM178 49H176V51H177ZM195 50V49H194ZM39 51L37 52V55L39 54ZM45 51V50H44ZM96 51H98V50H96ZM105 51V50H104ZM115 51H117V50H115ZM134 51V50H133ZM139 51V50H138ZM141 51H143V50H141ZM140 51V52H141ZM168 50L166 51V52H169ZM184 51V50H183ZM188 51V50H187ZM192 51V50H191ZM200 51V50H199ZM198 51V52H199ZM243 51L245 52V50L243 49ZM242 51V52H243ZM46 52H48V50L46 51ZM56 52V51H55ZM91 52V51H90ZM101 52V51H100ZM118 52V51H117ZM150 52V51H149ZM149 52H148V54H149ZM158 52V51H157ZM160 52V51H159ZM158 52V53H159ZM173 52V51H172ZM189 52V51H188ZM187 52V53H188ZM198 52H196L197 54H198ZM35 53V52H34ZM41 53H43L42 51H40V54ZM102 53H103V51H102ZM102 53H101V55H102ZM132 53H136V52H132ZM146 53V55H147V52H145ZM145 53H144V55H145ZM155 53V52H154ZM176 53L177 52H175V54H173V56L175 55V56H177L176 55ZM178 53H179V51H178ZM195 53V54H196ZM236 53V52H235ZM45 54V53H44ZM48 54H49V52H48ZM47 54V55H48ZM54 53H53V51H52V53H51V55H53ZM57 54V53H56ZM55 54V55H56ZM92 54V53H91ZM106 54H107V52H106ZM110 54V53H109ZM153 54V53H152ZM160 54V53H159ZM165 54V53H164ZM181 54H182V52H181ZM180 54V55H181ZM185 55H186V52L184 53ZM192 54H193V52H192ZM191 54V55H192ZM200 54H201V52H200ZM245 54H246V52H245ZM33 55V54H32ZM42 55V54H41ZM40 55V57H42ZM46 55V54H45ZM89 55V54H88ZM95 55V54H94ZM100 55V54H99ZM113 55H114V53H113ZM141 55V54H140ZM139 55V56H140ZM156 55V54H155ZM170 55V54H169ZM189 56H190V54H188ZM199 55V54H198ZM205 55V54H204ZM204 55H202V57L204 56ZM241 55V57H242V53L240 54ZM259 55V54H258ZM54 56V55H53ZM59 56V55H58ZM58 56H56V57H58ZM96 56V55H95ZM136 56H137V54H136ZM161 57H162V55H160ZM171 56V55H170ZM183 56V55H182ZM181 56V57H182ZM194 56V55H193ZM237 56V55H236ZM44 57V56H43ZM42 57V58H43ZM47 57V56H46ZM70 57H72V56H70ZM70 57H69V59H70ZM83 57V56H82ZM86 57V56H85ZM85 57H83V58H85ZM90 57H92V56H90ZM90 57H88V58H90ZM105 57V56H104ZM112 57V56H111ZM138 57V56H137ZM141 57V56H140ZM142 57H143V55H142ZM167 57V56H166ZM187 57V56H186ZM191 57V56H190ZM198 57V56H197ZM200 57V56H199ZM205 57V56H204ZM240 57V56H239ZM244 57V56H243ZM242 57V58H243ZM41 58V59H42ZM52 58V57H51ZM50 57L48 58V59H51ZM59 58H60V56H59ZM87 58V59H88ZM94 58V57H93ZM98 58V57H97ZM100 58H101V56H100ZM100 58H99V60H100ZM174 58V57H173ZM172 58V59H173ZM176 58V57H175ZM192 58V57H191ZM207 58V57H206ZM217 58V57H216ZM224 58V57H223ZM241 58V59H242ZM46 59V58H45ZM47 59V60H48ZM68 59V58H67ZM69 59H68V62H69ZM141 59H143V58H141ZM145 59H146V57H145ZM169 59H170V57H169ZM177 59H179V55L177 56ZM195 59V58H194ZM197 59V58H196ZM43 60V59H42ZM93 60V59H92ZM94 60H96V59H94ZM180 60V59H179ZM187 60V59H186ZM219 60V59H218ZM52 61H53V59H52ZM59 61V60H58ZM67 61V60H66ZM71 61V60H70ZM82 61V60H81ZM87 61V60H86ZM104 61V60H103ZM103 61H102V63H103ZM111 61V60H110ZM109 61V62H110ZM190 61H193V60H190ZM194 61H196V60H194ZM193 61V62H194ZM209 61V60H208ZM237 61V60H236ZM250 61H251V59H250ZM254 61V60H253ZM44 62H46L45 60H44ZM48 62V61H47ZM46 62V63H47ZM51 62V61H50ZM55 62H56V59H55ZM54 62V63H55ZM101 62V61H100ZM172 62H173V60H172ZM176 62V61H175ZM182 62V61H181ZM185 62V61H184ZM192 62V63H193ZM196 62H198V60L196 61ZM200 62H202V61H200ZM240 62V61H239ZM238 62V63H239ZM246 62V61H245ZM52 64H53V62H51ZM65 63V62H64ZM78 63V62H77ZM81 63V62H80ZM93 63V62H92ZM178 63L180 64V62L178 61ZM190 63V62H189ZM199 63V62H198ZM202 63H204V62H202ZM227 63V62H226ZM229 63V62H228ZM247 63V62H246ZM71 64V63H70ZM96 64V63H95ZM173 64V63H172ZM206 64V63H205ZM223 64H225L224 62H223ZM240 64V63H239ZM64 65V64H63ZM84 65H87V64H84ZM90 66H91V64H89ZM103 65V64H102ZM176 65V64H175ZM187 65H188V63H187ZM195 64H193V66H194ZM201 66H202V64H200ZM210 65V64H209ZM235 65V64H234ZM78 66H79V64H78ZM82 66H83V64H82ZM81 66V67H82ZM98 66H99V63H98ZM104 66V65H103ZM109 66V65H108ZM108 66L106 67L107 68V71H109L108 70ZM127 66V64L125 65V67ZM129 66V65H128ZM190 66V65H189ZM197 66H199V65H197ZM206 66H207V64H206ZM206 66H202L203 67V69H205V71H206V69L207 68H204V67H206ZM224 66V65H223ZM237 66H238V64H237ZM80 67V66H79ZM101 67V66H100ZM105 67V66H104ZM209 67V66H208ZM211 67V66H210ZM209 67V68H210ZM227 67H229V64L227 65ZM92 68V67H91ZM98 68V67H97ZM177 68V67H176ZM179 68V67H178ZM199 68V67H198ZM249 68V67H248ZM92 69H94V68H92ZM91 69V70H92ZM96 69V68H95ZM104 69V68H103ZM102 69V70H103ZM131 69V68H130ZM173 69H174V67H173ZM182 68H180V70H181ZM183 69H186V67H184ZM211 69H212V67H211ZM67 70V69H66ZM74 70H76V68H74ZM99 70V69H98ZM120 70V69H119ZM123 70V69H122ZM121 70V71H122ZM178 70V69H177ZM188 70V69H187ZM191 70V69H190ZM189 70V71H190ZM197 70V69H196ZM230 70V69H229ZM101 71V70H100ZM106 71V70H105ZM125 71V70H124ZM131 71H132V69H131ZM167 71V70H166ZM165 71V72H166ZM173 71V70H172ZM171 71V72H172ZM188 71V72H189ZM192 71V70H191ZM204 70H202V72H203ZM232 71V70H231ZM250 71V70H249ZM74 72V71H73ZM83 72V71H82ZM87 72V71H86ZM111 72V71H110ZM120 72V71H119ZM123 72V71H122ZM126 72H127V70H126ZM177 72V71H176ZM197 72V71H196ZM198 72H200V71H198ZM207 72V71H206ZM208 72H209V69H208ZM207 72V73H208ZM97 73H99V72H97ZM131 73V72H130ZM164 73V72H163ZM168 73V72H167ZM172 73H174V72H172ZM186 73V72H185ZM201 73V72H200ZM218 73V72H217ZM74 74V73H73ZM82 74V73H81ZM90 74V73H89ZM102 75H103V72L101 73ZM109 74V73H108ZM127 74H129V73H126L125 75L127 76ZM165 74V73H164ZM163 74V75H164ZM189 74V73H188ZM187 74V75H188ZM191 74H193V73H191ZM190 74V75H191ZM205 74V73H204ZM230 74H231V72H230ZM101 75V76H102ZM124 75V76H125ZM170 75V74H169ZM195 75V74H194ZM201 75V74H200ZM221 75V74H220ZM219 75V76H220ZM223 75H225L226 76V74H223ZM42 76V75H41ZM44 76V75H43ZM92 76H96V75H92ZM105 77H106V75H104ZM103 76V77H104ZM123 76V75H122ZM177 76H178V73H177ZM198 76H199V73H198ZM203 76V75H202ZM207 77H208V75H206ZM205 76V77H206ZM212 76V75H211ZM104 77V78H105ZM111 77V76H110ZM163 77V76H162ZM164 77H166V76H164ZM163 77V79H165ZM175 77V76H174ZM173 77V78H174ZM180 77V76H179ZM182 77H183V75H182ZM188 77H190L189 75H188ZM192 77V76H191ZM197 77V76H196ZM213 77V76H212ZM218 77V76H217ZM227 77V76H226ZM47 78V77H46ZM194 78V77H193ZM192 78V79H193ZM200 78V77H199ZM199 78H197V79H199ZM220 78V77H219ZM107 79V78H106ZM113 79V78H112ZM111 79V81L113 82V80ZM123 79V78H122ZM128 79V78H127ZM151 79V78H150ZM162 79V80H163ZM167 79V78H166ZM168 79H169V77H168ZM178 79H180V78H177V80ZM182 79H184L185 80V78L183 77ZM189 80H190V78H188ZM228 79V78H227ZM242 79V78H241ZM49 80V79H48ZM124 80V79H123ZM188 80V81H189ZM200 80V79H199ZM202 80V79H201ZM210 80V79H209ZM28 81V80H27ZM27 81H26V83L25 82H23V84L25 83V85L27 84ZM33 81V80H32ZM106 82H107V80H105ZM130 81V80H129ZM149 81H152V79L151 80H149ZM164 81V80H163ZM166 81V80H165ZM164 81V82H165ZM171 81H172V79H171ZM211 81V80H210ZM229 81H230V79H229ZM242 81V80H241ZM34 82H35V80H34ZM109 82V81H108ZM135 82V81H134ZM146 82H147V80H146ZM163 82V83H164ZM170 82V81H169ZM168 82V83H169ZM179 82V81H178ZM181 82H183V81H181ZM185 82V81H184ZM195 82V81H194ZM204 82V81H203ZM213 82V81H212ZM124 83H125V81H124ZM123 83V84H124ZM138 83V82H137ZM186 84H187V82H185ZM211 83V82H210ZM243 83V82H242ZM31 84H33V82L31 83ZM112 84V83H111ZM134 84H136V83H134ZM145 84V83H144ZM153 84V83H152ZM170 84V83H169ZM181 84V83H180ZM184 84V83H183ZM199 84V83H198ZM203 84V83H202ZM241 84V83H240ZM245 84V83H244ZM28 85V84H27ZM27 85H26V87H27ZM35 85V84H34ZM34 85H33V87H34ZM130 85V84H129ZM128 85V86H129ZM155 85V84H154ZM178 84H177V82H176V86H177ZM188 85V84H187ZM194 85V84H193ZM213 85V84H212ZM103 86H104V82H103ZM106 86V85H105ZM111 86V85H110ZM113 86H114V84H113ZM127 86V85H126ZM133 86V85H132ZM143 86H147L148 87V85H143ZM174 86V85H173ZM179 86L180 85H178V89H179ZM214 86V85H213ZM239 86H241V85H239ZM29 87V86H28ZM31 87H32V85H31ZM107 87V86H106ZM124 87H125V85H124ZM129 87H131V86H129ZM140 87H141V85H140ZM190 87H192V86H190ZM30 88V87H29ZM37 88H39V85H38V87ZM99 88H100V86H99ZM111 88V92H112V87H110ZM132 88V87H131ZM166 88H168V86L167 87H165V89ZM175 87H173V89H174ZM183 88V87H182ZM211 88H212V86H211ZM24 89V88H23ZM26 89H28V88H25V92H26ZM33 89V88H32ZM108 89V88H107ZM135 89V88H134ZM138 89H140V88H138ZM150 89V88H149ZM168 89H170V88H168ZM176 89V88H175ZM216 89V88H215ZM235 89H236V87H235ZM241 89V88H240ZM247 89V88H246ZM19 90V89H18ZM39 90H40V88H39ZM96 90V89H95ZM117 90V89H116ZM142 90V89H141ZM147 90V89H146ZM152 90L153 89H151V92H152ZM242 90V89H241ZM15 91V90H14ZM31 91V90H30ZM33 91H35V89L33 90ZM43 91V90H42ZM100 91V90H99ZM108 91H110V90H108ZM137 91V90H136ZM145 91V90H144ZM154 91V90H153ZM170 91V94L172 93L171 91H172V89L171 90H169ZM179 91H180V89H179ZM178 91V92H179ZM182 91V90H181ZM184 91V90H183ZM188 91V90H187ZM213 91H214V88H213ZM39 92V91H38ZM44 92L45 91H43V92H39V93H43L44 94ZM94 92V91H93ZM98 92V91H97ZM96 92V93H97ZM130 92V91H129ZM128 92V93H129ZM134 93H135V91H133ZM133 92H132V95H133ZM138 92V91H137ZM142 92V91H141ZM147 93H148V91H146ZM168 92V91H167ZM177 92V91H176ZM189 92V91H188ZM241 92V91H240ZM5 93V92H4ZM17 93V92H16ZM34 93V92H33ZM95 93V92H94ZM105 93V92H104ZM112 93H115V92H112ZM111 93V94H112ZM117 93V92H116ZM143 93V92H142ZM181 93V92H180ZM191 93V92H190ZM235 93V92H234ZM31 94V93H30ZM91 94H93V93H91ZM101 94V93H100ZM108 94V93H107ZM119 94V93H118ZM117 94V95H118ZM123 94V93H122ZM130 94V93H129ZM144 94V93H143ZM169 94V93H168ZM174 94H176V93H174ZM174 94H173V96H174ZM183 94V93H182ZM188 94V93H187ZM192 94V93H191ZM190 94V95H191ZM1 95V94H0ZM3 95V94H2ZM87 95V94H86ZM102 95V94H101ZM109 95H110V92H109ZM108 95V96H109ZM120 95V94H119ZM125 95V94H124ZM136 95V94H135ZM134 95V96H135ZM172 95V94H171ZM186 95V94H185ZM252 95V94H251ZM35 96V95H34ZM37 96V95H36ZM35 96V97H36ZM41 96H42V94H41ZM41 96H38V97H41ZM85 96V95H84ZM92 96V95H91ZM130 96V95H129ZM134 96H132V98L134 97ZM140 96L142 97V95L140 94ZM176 96H179V97H181L180 96V94L178 95H176ZM235 96V95H234ZM1 97V96H0ZM4 97V96H3ZM95 96H93V98H94ZM102 97V96H101ZM103 97H105V96H103ZM107 97V96H106ZM120 97V96H119ZM125 97V96H124ZM123 97V98H124ZM178 97V98H179ZM185 97V96H184ZM244 97H246V96H244ZM98 98H100V95L98 96ZM130 98V97H129ZM140 98V97H139ZM236 98V97H235ZM241 98V97H240ZM243 98V97H242ZM247 98H248V96H247ZM95 99H96V97H95ZM110 99V98H109ZM108 98L106 99V100H109ZM116 99V98H115ZM127 99V98H126ZM131 99V98H130ZM129 99V100H130ZM134 99V98H133ZM137 99H138V97H137ZM137 99L135 98V100H133V101H137ZM182 99H185V98H182ZM181 98L179 99V100H182ZM190 99V98H189ZM206 99V98H205ZM250 99V98H249ZM261 99V98H260ZM101 99H98V101H100ZM118 100H120L119 98H118ZM129 100L127 101L126 100V102H129ZM195 100H196V98H195ZM236 100H237V98H236ZM26 101V100H25ZM94 101V100H93ZM98 101H96V102H98ZM102 101H104V99L102 100ZM184 101V100H183ZM185 101H187V100H185ZM234 101V100H233ZM177 102V101H176ZM189 102H190V100H189ZM199 102V101H198ZM207 102V101H206ZM210 102V101H209ZM255 102V101H254ZM75 103V102H74ZM94 103V102H93ZM100 103H101V101H100ZM103 103V102H102ZM106 103V102H105ZM104 103V104H105ZM110 103V102H109ZM111 103H112V100H111ZM110 103V104H111ZM113 103H114V101H113ZM123 103V102H122ZM137 102H135V104H136ZM245 103V102H244ZM244 103H242V104H244ZM12 104V103H11ZM10 104V105H11ZM18 104V103H17ZM21 104V103H20ZM28 104V103H27ZM30 104V103H29ZM104 104H102V105H104ZM116 104V103H115ZM115 104L113 105V106H115ZM120 104V103H119ZM131 104H132V101H131ZM130 104V105H131ZM178 105H180L179 103H177ZM209 104V103H208ZM236 104V103H235ZM9 105V106H10ZM13 105H15V104H13ZM23 105V104H22ZM74 104H72V106H73ZM99 105V104H98ZM107 105V104H106ZM105 105V106H106ZM111 105V106H112ZM117 105H118V103H117ZM122 105V104H121ZM134 105V104H133ZM176 105V104H175ZM245 105V104H244ZM1 106H4V105H1ZM8 106V105H7ZM12 106V105H11ZM75 106V105H74ZM95 106V105H94ZM100 106H101V104H100ZM119 106V105H118ZM182 106V108H183V105H181ZM193 106V105H192ZM191 106V107H192ZM205 106V105H204ZM243 106V105H242ZM13 107V106H12ZM16 107V106H15ZM18 107H20V106H18ZM18 107H16V111H17V109H18ZM102 107H104V106H102ZM120 107H122V106H119V108ZM136 107V106H135ZM135 107H133V108H135ZM188 107V106H187ZM206 107V106H205ZM208 107V106H207ZM219 107V106H218ZM222 107V106H221ZM4 108H5V106H4ZM11 108V107H10ZM101 108V107H100ZM108 108V107H107ZM106 108V109H107ZM112 108V107H111ZM118 108V109H119ZM193 108V107H192ZM213 108V107H212ZM215 108V107H214ZM3 109V108H2ZM20 109V108H19ZM96 109H97V107H96ZM104 109H105V107H104ZM117 109V110H118ZM121 109V108H120ZM136 109V108H135ZM181 109V108H180ZM180 109H178V110H180ZM219 109V108H218ZM244 109V108H243ZM255 109H258V108H255ZM6 110V109H5ZM8 110H10V109H8L7 108V112H8ZM12 110V109H11ZM10 110V111H11ZM108 110V109H107ZM112 110V109H111ZM188 110H190V109H188ZM219 110H221V109H219ZM2 110H0V112H1ZM3 111H4V109H3ZM20 111V110H19ZM22 111V110H21ZM73 111V110H72ZM114 111H115V109H114ZM184 111V110H183ZM5 112V111H4ZM3 112V115L5 114ZM106 113H107V111H105ZM109 112V111H108ZM111 112H113V110L111 111ZM117 112V111H116ZM196 112H197V110H196ZM208 112V111H207ZM209 112H212V111H209ZM243 112H247V111H245V110H243ZM254 112V111H253ZM256 112H258L257 110H256ZM18 113V112H17ZM21 113V112H20ZM23 113V112H22ZM25 113V112H24ZM110 113V112H109ZM108 113V114H109ZM134 113H136V112H134ZM189 113V112H188ZM220 113V112H219ZM250 113V112H249ZM264 113V112H263ZM1 114V113H0ZM12 114V113H11ZM112 114V113H111ZM126 114V113H125ZM129 114L130 113H128V115L127 116H129ZM181 114V113H180ZM183 114V113H182ZM191 114V113H190ZM243 114V113H242ZM43 115V114H42ZM107 115V114H106ZM110 115V114H109ZM224 115V114H223ZM254 115H256V114H254ZM31 116H32V114H31ZM112 116H114V115H112ZM115 116H117V115H115ZM124 117H125V115H123ZM179 116V115H178ZM183 116V115H182ZM181 116V117H182ZM187 116H189V115H187ZM212 116H213V114H212ZM248 116V115H247ZM251 116L252 117H254L253 115H252V113H251ZM251 116H249V117H251ZM2 117V116H1ZM6 117H8L7 115H6ZM10 117H11V115H10ZM15 117H16V115H15ZM18 117V116H17ZM21 117V116H20ZM105 117V116H104ZM110 116H108V118H109ZM120 117V116H119ZM190 117V116H189ZM198 117V116H197ZM204 117V116H203ZM222 117V116H221ZM225 117H227V115H225ZM235 117V116H234ZM19 118V117H18ZM21 118H23V117H21ZM20 118V119H21ZM29 118V117H28ZM100 118H101V116H100ZM107 118V120H109ZM113 118V117H112ZM117 118V117H116ZM116 118L114 119V120H116ZM120 118H123V117H120ZM185 118L187 119V117L185 116ZM190 118H192V116L190 117ZM206 118H208V117H206ZM231 118V117H230ZM258 118V117H257ZM256 118V119H257ZM260 118V117H259ZM154 119H155V117H154ZM154 119H152L151 121H153ZM157 119V118H156ZM192 119H194V118H192ZM195 119H196V117H195ZM194 119V120H195ZM198 119V118H197ZM200 119V118H199ZM204 119V118H203ZM211 119V118H210ZM215 119H216V117H215ZM262 119V118H261ZM5 120H7V119H5ZM4 120V121H5ZM10 120V119H9ZM22 120H24V119H22ZM26 120V119H25ZM105 120V119H104ZM103 120V121H104ZM111 120V119H110ZM118 120V119H117ZM202 120V119H201ZM218 120V118L216 119V121ZM12 121V120H11ZM15 121V120H14ZM20 121V120H19ZM159 121V120H158ZM157 121V122H158ZM190 121V120H189ZM193 121V120H192ZM196 121V120H195ZM200 121V120H199ZM198 121V122H199ZM248 121H250L249 119H248ZM256 121V120H255ZM263 121L264 120H262V123H263ZM2 122V121H1ZM6 122V121H5ZM17 122V124H18V120L16 121ZM27 122V121H26ZM106 122V121H105ZM111 122V121H110ZM157 122H155V124L157 123ZM187 122H188V120H187ZM202 122V121H201ZM212 122V121H211ZM210 122V123H211ZM218 122H219V120H218ZM2 123H4V122H2ZM8 123H9V121H8ZM11 123V122H10ZM13 123V122H12ZM22 123V122H21ZM20 123V124H21ZM152 123H154V122H152ZM194 123V122H193ZM220 123H222V121L220 122ZM219 123V124H220ZM244 123V124H243ZM242 124L243 125H245L246 123L245 122H243ZM260 123H261V121H260ZM16 124V123H15ZM14 124V125H15ZM24 124H25V122H24ZM24 124H23V126H24ZM49 124V123H48ZM112 124V123H111ZM119 124V123H118ZM117 124V125H118ZM154 124V125H155ZM203 124H205V123H203ZM206 124H207V122H206ZM212 124V123H211ZM217 123H215V125H216ZM2 125V124H1ZM8 125V124H7ZM10 125V124H9ZM12 125V124H11ZM33 125V124H32ZM116 125V126H117ZM162 125H163V123H162ZM198 125V124H197ZM247 125V124H246ZM13 126V125H12ZM17 126V125H16ZM26 126V125H25ZM103 126V125H102ZM102 126L101 127H99V128H101V130H102ZM105 126V125H104ZM112 126H113V124H112ZM150 126V125H149ZM158 126H160V125H158ZM157 126V127H158ZM165 126V125H164ZM163 126V127H164ZM190 126H191V124H190ZM193 126H195V125H193ZM203 126V125H202ZM228 126V125H227ZM255 126V125H254ZM3 127V126H2ZM4 127H5V125H4ZM10 127V126H9ZM14 127V126H13ZM12 127V128H13ZM19 127V126H18ZM56 127V126H55ZM111 127V126H110ZM150 127H154L152 124H151V126ZM209 128H210V126H208ZM244 127V126H243ZM6 128V127H5ZM24 128V127H23ZM26 128V127H25ZM34 128V127H33ZM94 128H96V127H94ZM98 128V129H99ZM118 128V127H117ZM149 128V127H148ZM155 128V127H154ZM161 128V127H160ZM200 128V127H199ZM204 128V127H203ZM225 128V127H224ZM231 128V127H230ZM1 129V128H0ZM17 129H21V127H19V128H17ZM30 129V128H29ZM32 129V128H31ZM30 129V130H31ZM42 129V128H41ZM105 129V128H104ZM110 129V128H109ZM119 129V128H118ZM158 129H159V127H158ZM163 129L164 128H162V131H163ZM214 129V128H213ZM217 129V128H216ZM220 129V128H219ZM228 129V128H227ZM246 129V128H245ZM263 129V128H262ZM9 130V129H8ZM7 130V131H8ZM10 130H12L11 128H10ZM14 130H16V128H14ZM30 130H28V131H30ZM101 130H99V131H101ZM132 130V129H131ZM151 130H152V128H151ZM157 130V129H156ZM160 130V129H159ZM197 130H198V128H197ZM202 130V129H201ZM200 130V131H201ZM205 130H207V129H205ZM209 130V129H208ZM211 130V129H210ZM225 130H226V128H225ZM229 130V129H228ZM1 131V130H0ZM6 131V130H5ZM6 131V132H7ZM20 131H23L22 129L20 130ZM26 131V130H25ZM93 131H94V129H93ZM106 131H107V129H106ZM106 131H105V134H103L104 136H103V138L104 137H106ZM120 131H121V129H120ZM129 131H130V129H129ZM150 131V130H149ZM161 131V130H160ZM167 131V130H166ZM217 131H218V129H217ZM239 131V130H238ZM244 131V130H243ZM264 131V130H263ZM262 131V132H263ZM12 132H13V130H12ZM96 132V131H95ZM107 132H110V131H107ZM112 132V131H111ZM127 132H128V130H127ZM165 132V131H164ZM168 132H169V130H168ZM171 132V131H170ZM204 132V131H203ZM210 132V131H209ZM220 132H221V130H220ZM15 133V131L13 132V134ZM18 133V132H17ZM22 133V132H21ZM33 133V132H32ZM97 133V132H96ZM103 133V132H102ZM102 133H101V135H102ZM113 133H115V132H113ZM124 133V132H123ZM125 133H126V131H125ZM130 133V132H129ZM162 133L163 132H161V135H162ZM206 133V132H205ZM222 133V132H221ZM233 133V132H232ZM240 133H242V132H240ZM245 133V132H244ZM23 134H24V131H23ZM26 134H29L28 132L26 133ZM25 134V135H26ZM108 134H110V133H108ZM107 134V135H108ZM118 134V133H117ZM131 135H132V132L130 133ZM160 134V133H159ZM164 134V133H163ZM171 133H169V134H167V135H170ZM239 134V133H238ZM259 134V133H258ZM22 135V134H21ZM20 135V136H21ZM33 135V134H32ZM57 135V137H58V134H56ZM55 135V136H56ZM99 135V134H98ZM111 135V134H110ZM109 135V136H110ZM120 135H122V134H120ZM136 135V134H135ZM134 135V136H135ZM139 135V134H138ZM154 135H156V134H154ZM241 135V134H240ZM243 135V134H242ZM115 136V135H114ZM125 136V135H124ZM124 136L122 135L121 137H123L124 138ZM129 136V135H128ZM150 136V135H149ZM157 136V135H156ZM160 136V135H159ZM172 136L173 135H171V138H172ZM175 136V135H174ZM249 136V135H248ZM16 137V136H15ZM24 138H25V136H23ZM29 137V136H28ZM28 137H26V138H28ZM100 137V136H99ZM98 137V138H99ZM112 137H113V134H112ZM116 137H118L117 135H116ZM116 137H115V139H116ZM137 137V136H136ZM135 137V138H136ZM153 137H155V136H153ZM162 137V136H161ZM165 137H166V135H165ZM164 137V138H165ZM176 137H178V136H176ZM221 137H223L224 138V136L223 135H221ZM228 137H229V135H228ZM231 137V136H230ZM229 137V138H230ZM243 137V136H242ZM2 138V137H1ZM8 138V137H7ZM13 138V137H12ZM18 138V137H17ZM103 138H101V139H103ZM106 138H108V137H106ZM109 138H111V136L109 137ZM119 138V137H118ZM135 138H133V139H135ZM168 138H170V136L168 137ZM174 139H175V137H173ZM222 138V139H223ZM226 138V137H225ZM224 138V139H225ZM232 138V137H231ZM239 138V137H238ZM249 138V137H248ZM9 139V138H8ZM21 139H22V137H21ZM20 139V140H21ZM105 139V138H104ZM112 139H114V138H112ZM111 139V140H112ZM137 139V138H136ZM140 139V138H139ZM160 139V138H159ZM10 140H11V138H10ZM15 140V139H14ZM25 140V139H24ZM23 139H22V141H24ZM28 140V139H27ZM106 140V139H105ZM105 140H103V141H105ZM119 140H121L120 138H119ZM126 140V139H125ZM129 140H131V139H129ZM167 140V139H166ZM173 140V139H172ZM239 140H241L240 138H239ZM4 141V140H3ZM2 141V142H3ZM16 141V140H15ZM14 141V143H16ZM102 141V142H103ZM115 141H117L118 142V140H115ZM122 141V140H121ZM135 141H137V140H135ZM140 141V140H139ZM189 141V140H188ZM258 141V140H257ZM12 142V141H11ZM19 143H21L20 141H18ZM109 142V141H108ZM172 142V141H171ZM184 142H185V140H184ZM263 142V141H262ZM10 143V142H9ZM23 143V142H22ZM48 143V142H47ZM137 143V142H136ZM142 143V142H141ZM140 143V145L142 146L143 144H141ZM166 143V142H165ZM177 143V142H176ZM264 143V142H263ZM262 143V144H263ZM11 144V143H10ZM18 144V143H17ZM16 144V145H17ZM92 144H94V143H92ZM119 144V143H118ZM124 143H122V145H123ZM131 144V143H130ZM138 144V143H137ZM169 144H170V141H169ZM232 144V143H231ZM9 145V144H8ZM8 145H7V147H8ZM26 145H27V143H26ZM117 145V144H116ZM121 145V146H122ZM136 145V144H135ZM187 146V143L186 144H184V146ZM193 145V144H192ZM4 146V145H3ZM18 146H20V145H18ZM23 146V145H22ZM25 146V145H24ZM23 146V147H24ZM42 146V145H41ZM40 146V147H41ZM48 146H49V144H48ZM50 146H51V144H50ZM112 146H114V145H112ZM119 146V145H118ZM137 146V145H136ZM136 146H134V147H136ZM182 146V145H181ZM183 146V147H184ZM185 146V147H186ZM194 146V145H193ZM196 146V145H195ZM2 147V146H1ZM15 147V146H14ZM30 147V146H29ZM111 147V146H110ZM120 147V146H119ZM138 147V146H137ZM192 147V146H191ZM190 147V148H191ZM234 147V146H233ZM240 147L241 148H243V149H245L246 147H247V143H246V141H241V144H240ZM16 148H18V147H16ZM20 148V147H19ZM32 148V147H31ZM42 148V147H41ZM44 148V147H43ZM115 148V147H114ZM113 148V149H114ZM127 148V147H126ZM126 148H125V150H126ZM141 148H143V147H141ZM145 148V147H144ZM143 148V149H144ZM189 148V146L187 147V149ZM197 148V147H196ZM222 148V147H221ZM261 148H262V146H261ZM3 149V148H2ZM23 149V148H22ZM24 149L26 150L27 148H25L24 147ZM117 149H119V148H117ZM153 149H154V147H153ZM152 149V150H153ZM180 149H181V151H182V149L183 148H181L180 147ZM186 149V150H187ZM194 149V148H193ZM16 150H18V149H16ZM33 150V149H32ZM41 150V149H40ZM42 150H44V149H42ZM111 150H112V148H111ZM123 150V149H122ZM121 150V151H122ZM128 150V149H127ZM137 150V149H136ZM185 150V149H184ZM195 150V149H194ZM223 150V149H222ZM222 150H221V152H222ZM0 151H2V150H0ZM3 151H4V149H3ZM2 151V152H3ZM15 151V150H14ZM28 151V150H27ZM30 151V150H29ZM45 151V150H44ZM44 151H42V152H44ZM118 151V150H117ZM120 151V152H121ZM145 151H146V149H145ZM158 151V150H157ZM196 151V150H195ZM225 151V150H224ZM1 152V153H2ZM8 152H10L9 151V149H8ZM8 152H7V154H8ZM19 153L21 152V151H18ZM17 152V153H18ZM32 152V151H31ZM156 152V151H155ZM183 152V151H182ZM14 153V152H13ZM35 153H37V152H35ZM40 153V152H39ZM39 153H37V154H39ZM48 153V152H47ZM62 153V152H61ZM119 153V152H118ZM124 153V152H123ZM122 153V154H123ZM247 153V152H246ZM249 153H250V150H249ZM43 154V153H42ZM45 154V153H44ZM43 154V155H44ZM122 154H120L121 156H122ZM10 155V158H11V154H8V156ZM20 155V154H19ZM18 155V156H19ZM21 155H23V154H21ZM31 155V154H30ZM34 155V154H33ZM119 155V154H118ZM124 155V154H123ZM154 155H157V154H154ZM159 155V154H158ZM162 155V154H161ZM239 155V154H238ZM249 155V154H248ZM264 155V154H263ZM7 156V157H8ZM16 156V155H15ZM29 156V155H28ZM44 156H47V155H44ZM49 156V155H48ZM160 156V155H159ZM240 157H241V155H239ZM31 157V156H30ZM34 157V156H33ZM32 157V159H34ZM37 157V156H36ZM39 157V156H38ZM42 157V156H41ZM112 157V156H111ZM131 157V156H130ZM153 157V156H152ZM151 157V158H152ZM158 157V156H157ZM10 158H9V161H10ZM12 158H14L13 156H12ZM16 158V157H15ZM19 158V157H18ZM20 158H22L21 156H20ZM24 158V157H23ZM40 158V157H39ZM51 158V157H50ZM116 158V157H115ZM196 158V157H195ZM243 158V157H242ZM6 159H8V158H6ZM5 159V160H6ZM116 159H118V157L116 158ZM154 159H155V157H154ZM161 159V158H160ZM197 159V158H196ZM205 159V158H204ZM1 160V159H0ZM15 160V159H14ZM25 159H23V161H24ZM31 160V159H30ZM203 160V159H202ZM208 160V159H207ZM262 160V159H261ZM8 161V160H7ZM12 161V160H11ZM16 161V160H15ZM18 161H19V159H18ZM34 161V160H33ZM32 161V162H33ZM39 161V160H38ZM122 161V160H121ZM120 161V162H121ZM151 161H153V159H151ZM196 161V160H195ZM201 161V160H200ZM213 161V160H212ZM13 162V161H12ZM20 162H21V160H20ZM28 162L30 163V161L28 160ZM27 162V163H28ZM157 162V161H156ZM4 163V162H3ZM3 163H2V165H3ZM9 163V162H8ZM7 163V164H8ZM15 163V162H14ZM17 163V162H16ZM24 163H25V161H24ZM155 163V162H154ZM198 163H200V162H198ZM202 164H203V161L201 162ZM38 164H39V162H38ZM38 164H36V165H38ZM113 164H115V163H113ZM157 164V163H156ZM205 164H207V162L205 163ZM1 165V166H2ZM9 165V164H8ZM12 165H14V164H12ZM16 165H18V163L16 164ZM30 165V164H29ZM42 165H43V163H42ZM231 165V164H230ZM0 166V167H1ZM30 166H32V165H30ZM33 166H35L34 164H33ZM33 166H32V168H33ZM44 166V165H43ZM207 166V165H206ZM10 166H8V168H9ZM13 167V166H12ZM37 167V166H36ZM39 167H41L40 165H39ZM114 167V166H113ZM117 167V166H116ZM130 167V166H129ZM254 167V166H253ZM35 168V167H34ZM43 168H45V167H43ZM6 169V168H5ZM12 169V168H11ZM14 169V168H13ZM23 169V168H22ZM30 169H31V167H30ZM40 169H42V168H40ZM117 169V168H116ZM120 169V168H119ZM203 169V168H202ZM15 170V169H14ZM38 170V169H37ZM118 170V169H117ZM167 170V169H166ZM32 171V170H31ZM42 171V170H41ZM41 171H39V172H41ZM8 172V171H7ZM6 172V173H7ZM10 172V171H9ZM15 172H17V171H15ZM19 172V171H18ZM22 172V171H21ZM26 172H27V170H26ZM112 172V171H111ZM152 172V171H151ZM203 172V171H202ZM252 172V171H251ZM11 173V172H10ZM12 173H13V171H12ZM31 173V172H30ZM29 173V174H30ZM32 173H34V172H32ZM37 173V172H36ZM35 173V174H36ZM45 173V172H44ZM58 173V172H57ZM120 173V172H119ZM122 173V172H121ZM120 173V174H121ZM15 174V173H14ZM14 174H12V176H14ZM39 174V173H38ZM41 174V173H40ZM39 174V175H40ZM46 174V173H45ZM115 174L117 175L118 173H116V171H115ZM247 174V173H246ZM10 175V174H9ZM9 175H8V177H9ZM15 175H17V174H15ZM19 175H20V173H19ZM32 175V174H31ZM58 175V174H57ZM61 175V174H60ZM147 175V173L146 172H143V174H142V178H145V176ZM7 176V175H6ZM24 176H26V175H24ZM27 176H28V174H27ZM30 176V175H29ZM37 176V175H36ZM122 176V175H121ZM248 176H249V174H248ZM11 177V176H10ZM20 177V176H19ZM18 177V178H19ZM22 177H23V175H22ZM40 177H41V175H40ZM66 177V176H65ZM77 177H79V176H77ZM113 177H114V175H113ZM117 177H119L118 175H117ZM147 177H149V176H147ZM146 177V178H147ZM14 178V177H13ZM17 178V177H16ZM43 178H44V176H43ZM50 178V177H49ZM59 178H60V176H59ZM80 178V177H79ZM83 178V177H82ZM82 178H81V180H82ZM116 178V177H115ZM120 178V177H119ZM136 178V177H135ZM2 179H4V177L2 178ZM36 179V178H35ZM37 179H38V176H37ZM51 179V178H50ZM54 179V178H53ZM56 179V178H55ZM66 179V178H65ZM72 179V178H71ZM139 179V178H138ZM194 179V178H193ZM192 179V180H193ZM249 179V178H248ZM9 181H10V179H8ZM13 180V179H12ZM17 180V183L19 182L18 180H20V179H16ZM24 180V179H23ZM29 180H30V177H29ZM34 180V179H33ZM46 179H44V181H45ZM52 180V179H51ZM121 180V179H120ZM151 180V179H150ZM6 181H7V179H6ZM35 181V180H34ZM41 181V180H40ZM79 179H78V183H79ZM83 181V180H82ZM81 181V182H82ZM142 181V180H141ZM145 181V180H144ZM180 181V180H179ZM200 181V180H199ZM242 181V180H241ZM244 181V180H243ZM251 181V180H250ZM2 182V181H1ZM3 182H4V180H3ZM15 182V181H14ZM33 182V181H32ZM36 182V181H35ZM37 182H38V180H37ZM65 182V181H64ZM66 182H67V179H66ZM115 182H116V180H115ZM193 182V181H192ZM248 182V181H247ZM8 184H9V182H7ZM11 183H12V181H11ZM16 183V182H15ZM51 183V182H50ZM52 183H54V182H52ZM57 183V182H56ZM55 183V184H56ZM61 183V182H60ZM69 183V182H68ZM128 183V182H127ZM152 183V182H151ZM161 183V182H160ZM195 183V182H194ZM244 183V182H243ZM28 184V183H27ZM35 183H33V185H34ZM63 184V183H62ZM74 184H76V183H74ZM83 184V183H82ZM86 184V183H85ZM120 184V183H119ZM185 184V183H184ZM201 184V183H200ZM252 184V183H251ZM256 184H257V182H256ZM1 185H3V183L1 184ZM7 185V184H6ZM11 185H13V184H11ZM10 185V186H11ZM16 185H18V184H16ZM23 185V184H22ZM44 185V184H43ZM49 185V184H48ZM51 185V184H50ZM69 185V184H68ZM124 185V184H123ZM238 185H239V183H238ZM240 185H241V183H240ZM249 185V184H248ZM254 184H252V186H253ZM8 186V185H7ZM39 186H42V185H39ZM46 186V185H45ZM86 186V185H85ZM126 186V185H125ZM134 186V185H133ZM243 186V185H242ZM260 186V185H259ZM1 187V186H0ZM13 187H15V186H13ZM21 187V186H20ZM31 188H35V187H33L32 186V184H31V186H30ZM49 187V186H48ZM51 187V186H50ZM53 187V186H52ZM78 187V186H77ZM76 187V188H77ZM88 187H89V185H88ZM121 187V186H120ZM244 187V186H243ZM246 187H247V185H246ZM12 188V187H11ZM18 188V187H17ZM17 188H14V190L13 191H15V189H17ZM28 188V187H27ZM55 188V187H54ZM65 188V187H64ZM63 188V189H64ZM81 188V187H80ZM84 188V187H83ZM82 188V189H83ZM91 188H94V189H96L95 187H92L91 186ZM124 187L122 186V189H123ZM250 188H251V185H250ZM258 188V187H257ZM1 189V188H0ZM8 189V188H7ZM10 189V188H9ZM8 189V190H9ZM21 189V188H20ZM36 189V188H35ZM42 189V188H41ZM46 189V188H45ZM49 189V188H48ZM51 189V188H50ZM62 189V188H61ZM93 189V190H94ZM190 189V188H189ZM188 189V190H189ZM253 189V188H252ZM4 190H5V188H4ZM38 190V189H37ZM43 190H44V188H43ZM57 190H59V189H56V191ZM65 190V189H64ZM73 190H74V188H73ZM83 190H88L87 188H84ZM89 190H90V188H89ZM92 190V191H93ZM119 190V189H118ZM125 190H127V188L125 189ZM178 191H179V189H177ZM254 190V189H253ZM252 190V191H253ZM9 191H11V190H9ZM9 191H8V194H10L9 193ZM22 191V190H21ZM21 191H17V192H21ZM25 191V190H24ZM29 191V190H28ZM35 191V190H34ZM33 190H32V192H34ZM41 191V190H40ZM47 191V190H46ZM53 191V190H52ZM54 191H55V189H54ZM190 191V190H189ZM207 191V190H206ZM212 191V190H211ZM251 191V192H252ZM16 192V193H17ZM26 192V191H25ZM32 192H30V194L32 193ZM36 192V191H35ZM50 192V191H49ZM63 192H65V191H63ZM62 192V193H63ZM72 192V191H71ZM86 192V191H85ZM88 192H91V191H87L86 193H88ZM119 192V191H118ZM121 192V191H120ZM122 192H124V191H122ZM129 192V191H128ZM195 192V191H194ZM244 190H241V191H239V193L236 195V198H235V200L237 201V204H239V206L241 207L240 208V210H242V213H243V215H242V218L239 220V222L238 223H236V224H230L229 225V227H228V229L225 231V233L224 234H222V235H220V237H218V238H220V240H219V242H218V247L207 257V260L206 259H201L199 262H197V263H191V262H189V261H185V263H182V262H172V260H173V256H174V247H175V245H178L179 247H180V245L182 244V242H183V240L184 239H187V240H192L194 243H200L201 241V238L203 237V233H204V225L202 224V223H200V222H194L193 224H192V227H191V230L188 232V226L187 227H185V229L183 228V229H179V230H172V231H168L167 229H166V227H165V225L164 224H160V225H157V221L155 220V219H148V221L146 222V223H143L141 220H140V216L138 215V213H137V210H136V206L133 204V203H131V202H129V201H127V202H119L120 204H118V205H116V206H118L117 208H120V210L118 209V211L116 210H114L113 212L115 213L114 215H111V214H109L107 217H103L101 214H99L98 212H100V211H98L97 212V210H96V207L94 208V207H91V209H90V211H91V213H92V220H91V218H89L88 217V219H90L91 221H90V225L89 226H85V225H82L83 224V222L82 221H84V220H82V219H84L83 217H85V216H83L82 217V219H80L81 218V216L79 215V217H77V218H79L78 220H77V218L76 219H73V217L71 218V217H69L68 219L66 218L67 217V215H66V217L64 218L63 217V214H65V211H66V209H65V207L63 206L65 203L63 202L62 204L63 205H61V203H60V206L57 208L58 209V212H59V217H60V219L58 218V220H57V218L53 221V222H50V223H48V224H46L48 227H47V229H48V231L51 233V235H52V239L50 240L49 239V237L47 238L45 235H43V232H42V223H41V221L40 220H36V219H34V216L31 214V213H33V211L30 213L32 216H33V222L32 223H28V224H26L17 234H14L15 236H16V238L18 239H14L13 237H12V235H11V237H12V243L11 244H9L10 246H9V258H8V260H6V263L8 262V261H11V262H13V263H19V264H85V262H86V259H87V261H88V259H90V263L91 264H139V261L141 260V259H143V257H145V255L142 253V251H148L147 250V247L148 246H153V250L155 251V253L158 255V257L159 258H167L168 259V261H169V263L168 264H257L256 263V258H257V255H256V250H255V248H254V245L257 243V242H259L260 241V239H262V238H264V221L262 220V219H260V217H258V218H252L248 213H249V210H251L250 208L252 207H250V205H251V202H250V205L248 204V201L246 200V196H244ZM5 193H7V192H5ZM13 193H15V192H13ZM16 193H15V195H16ZM41 193H43V192H41ZM48 193V192H47ZM51 193H53V192H51ZM60 193V192H59ZM58 193V197H60V194ZM67 193H69V192H67ZM84 193V192H83ZM92 193H94V192H92ZM92 193H88L89 194V196L90 195H93ZM108 193V192H107ZM112 193V192H111ZM126 193V192H125ZM196 193V192H195ZM248 193V192H247ZM43 194H45V192L43 193ZM65 194V193H64ZM78 194V193H77ZM82 194V193H81ZM87 194V195H88ZM96 194H98V193H96ZM132 194V193H131ZM191 194V193H190ZM204 194V193H203ZM202 194V196L204 197V195ZM206 194V193H205ZM252 194V193H251ZM250 194V195H251ZM4 195V194H3ZM2 195V196H3ZM14 195V196H15ZM18 195H20V193H18ZM17 195V196H18ZM23 195V194H22ZM36 195V194H35ZM51 195V194H50ZM49 195V196H50ZM53 195V194H52ZM57 195V194H56ZM56 195L54 194V198H56ZM61 195H63V194H61ZM67 195V194H66ZM65 195V196H66ZM79 195V194H78ZM109 195V194H108ZM111 195V194H110ZM115 195H117V193L115 192ZM115 195H113V196H115ZM127 195H128V193H127ZM214 195V194H213ZM1 196V195H0ZM5 196V195H4ZM3 196V197H4ZM12 196H13V194H12ZM17 196H15V197H17ZM46 196V195H45ZM49 196H47L48 198H50ZM71 196H73V198H74V193H73V195H71ZM81 196V195H80ZM80 196H79V198H80ZM83 196H85V194L83 195ZM94 196V195H93ZM132 196V195H131ZM131 196H129L130 198H131ZM206 196V195H205ZM9 197H11L10 195H9ZM22 197V196H21ZM21 197H20V200H21ZM57 197V198H58ZM62 198H64L63 196H61ZM96 197V196H95ZM94 197V198H95ZM98 197V196H97ZM124 197V196H123ZM132 197H134L135 198V196H132ZM193 197H195V195L193 196ZM202 197V198H203ZM251 197V196H250ZM32 198H33V195H32ZM61 198V199H62ZM66 198V197H65ZM64 198V199H65ZM71 198V197H70ZM82 198V197H81ZM81 198H80V200H81ZM84 198V197H83ZM86 198V197H85ZM90 198V197H89ZM93 198V199H94ZM105 198V197H104ZM108 198V197H107ZM125 198V197H124ZM123 198V199H124ZM129 198V199H130ZM138 198V197H137ZM209 198V197H208ZM234 198V197H233ZM252 198V197H251ZM256 198H258V196L256 197ZM2 199V198H1ZM4 199H5V197H4ZM7 199V198H6ZM5 199V200H6ZM14 199V198H13ZM12 199V200H13ZM16 199V198H15ZM14 199V200H15ZM31 199V198H30ZM51 199H52V197H51ZM63 199V200H64ZM72 199V198H71ZM70 199V200H71ZM75 199V198H74ZM73 199V200H74ZM92 199V198H91ZM115 199H117V198H115ZM114 199V200H115ZM122 199V198H121ZM133 199V198H132ZM140 199V198H139ZM184 199V198H183ZM206 199H207V197H206ZM211 199V198H210ZM3 200V199H2ZM12 200H11V202H12ZM19 200V201H20ZM22 200H23V198H22ZM25 200H27V198L25 199ZM55 200V199H54ZM69 200V201H70ZM85 200H87V198L85 199ZM84 200V201H85ZM95 200V199H94ZM111 200V199H110ZM113 200V201H114ZM119 200V199H118ZM7 201L8 200H6V203H7ZM24 201V200H23ZM34 201H35V199H34ZM38 201V200H37ZM37 201H35V202H37ZM46 201V200H45ZM48 201H50V199L48 200ZM56 201V200H55ZM55 201H54V204L55 205H57L56 203H55ZM81 201H83V200H81ZM96 201H100V200H96ZM112 201V200H111ZM132 201V200H131ZM135 201V200H134ZM138 201H140V200H138ZM142 201V200H141ZM204 201V200H203ZM202 201V202H203ZM209 201V200H208ZM264 201V200H263ZM41 202V201H40ZM44 202V201H43ZM42 202V203H43ZM47 202V201H46ZM59 202V201H58ZM71 202V201H70ZM77 202V201H76ZM75 201H74V203H76ZM85 202H87V201H85ZM180 202H182V201H180ZM179 202V203H180ZM1 203H3V201H1ZM13 203V202H12ZM17 203V202H16ZM39 203V202H38ZM92 203V202H91ZM91 203H89V205H87V203L85 204V205H87L88 206V208H89V206H90V204ZM137 203V202H136ZM206 203H208V202H206ZM236 203V202H235ZM254 203H256L255 201H254ZM10 204V203H9ZM23 204V203H22ZM25 205H27V202H25L24 203ZM24 204H23V206H24ZM47 204V203H46ZM49 204V203H48ZM50 204H51V202H50ZM59 204V203H58ZM77 204V203H76ZM95 204V203H94ZM112 204V203H111ZM110 204V205H111ZM117 204V203H116ZM209 204H210V202H209ZM211 204H212V202H211ZM2 205V204H1ZM8 205V204H7ZM6 205V206H7ZM10 205H12V204H10ZM17 205H19L18 203H17ZM40 205H42V204H40ZM73 205V204H72ZM78 205V204H77ZM140 205V204H139ZM205 206H206V204H204ZM233 205H235L234 203H233ZM261 205V204H260ZM12 206H14V205H12ZM39 206V205H38ZM46 206V205H45ZM49 206V205H48ZM52 206V205H51ZM78 206H80V205H78ZM83 206V205H82ZM99 206V205H98ZM105 207H107V205L105 204L104 205ZM113 206V205H112ZM205 206H203V207H205ZM236 206V205H235ZM36 207V206H35ZM57 207V206H56ZM66 207H68L67 205H66ZM81 207V206H80ZM85 207V206H84ZM146 207V206H145ZM144 207V204H143V207L142 208H145ZM199 207V206H198ZM238 207V206H237ZM5 208V207H4ZM16 208V207H15ZM24 208V207H23ZM42 208V207H41ZM44 208V207H43ZM53 208V207H52ZM51 208V209H52ZM70 208V207H69ZM100 209H101V206L99 207ZM114 208V207H113ZM239 208V207H238ZM252 208H254V206L252 207ZM13 209V208H12ZM11 209V210H12ZM32 209H34V208H32ZM37 209V208H36ZM36 209H34V210H36ZM40 209V208H39ZM68 209V208H67ZM79 209H81V211H82V208H79ZM86 209V208H85ZM84 209V210H85ZM108 209V208H107ZM111 209V208H110ZM257 208H255V210H256ZM259 209V208H258ZM1 210V209H0ZM15 210V209H14ZM13 210V211H14ZM23 210V209H22ZM28 210H29V208H28ZM53 210V209H52ZM83 210V211H84ZM87 211H88V209H86ZM147 210V209H146ZM149 210V209H148ZM186 210V209H185ZM196 210V209H195ZM238 210V209H237ZM253 210V209H252ZM41 211V213H42V209L40 210ZM69 211V210H68ZM105 212H106V210H104ZM103 211V212H104ZM239 211V210H238ZM30 212V211H29ZM36 212V211H35ZM39 212V211H38ZM38 212H37V217H38ZM49 212H51V211H49ZM75 212V211H74ZM78 212V211H77ZM102 212V211H101ZM112 212V213H113ZM146 212V211H145ZM240 212V211H239ZM252 212V211H251ZM256 212V211H255ZM1 213V212H0ZM3 213V212H2ZM17 213V212H16ZM27 213H28V211H27ZM40 213V214H41ZM84 213V212H83ZM89 213V212H88ZM87 213V214H88ZM54 214V213H53ZM70 214V213H69ZM77 214V213H76ZM80 214V213H79ZM86 214V215H87ZM105 214V213H104ZM241 214V213H240ZM259 214V213H258ZM28 215V214H27ZM49 215V214H48ZM52 215V214H51ZM142 215H144V214H142ZM16 216V215H15ZM18 216V215H17ZM57 216V215H56ZM168 216V215H167ZM261 216H262V214H261ZM42 217V216H41ZM76 217V216H75ZM31 218V217H30ZM51 218V217H50ZM55 218V217H54ZM145 218V217H144ZM150 218H152V217H150ZM47 219V218H46ZM86 219H87V216H86ZM237 219V218H236ZM3 220V219H2ZM19 220V219H18ZM44 220V219H43ZM57 220V221H56ZM79 220H82L81 222H82V224H80L79 223ZM227 220V219H226ZM7 221V220H6ZM146 221V220H145ZM1 222V221H0ZM23 222H25V221H23ZM85 222H86V220H85ZM169 222H170V220H169ZM212 222V221H211ZM210 222V223H211ZM17 223H18V221H17ZM88 224H89V221L87 222ZM159 223V222H158ZM5 224H7V222L5 223ZM19 224H20V222H19ZM25 224V223H24ZM87 224V225H88ZM21 226H23V225H21ZM143 226V227H142ZM4 227V226H3ZM163 228V232H162V234H160L159 232H158V230H160L161 228ZM5 228V227H4ZM18 228H20V227H18ZM58 229V231L60 230V232L61 233H63V234H66V233H69V234H71L72 236H75V238H76V243H75V248H76V252L75 251H72L71 249H70V247H68V245L67 246H65V243L63 244L61 241H59V237H58V235L59 234H57L56 233V231H55V229ZM174 228V227H173ZM56 229V230H57ZM1 230V229H0ZM3 230H6V229H3ZM11 231V230H10ZM1 232V231H0ZM6 232H7V230H6ZM47 231L45 230V233H46ZM60 232H58V233H60ZM15 233V232H14ZM8 235V234H7ZM49 235V234H48ZM9 236V235H8ZM60 236V235H59ZM61 236H65V235H61ZM5 237V236H4ZM19 237V238H18ZM51 237V236H50ZM128 237H132V241H134L135 242V245L138 247L137 249H134L133 248V246L132 247H129V248H127L128 250H127V252H123V251H120V252H118V253H116L115 252V247L113 246V243H112V241H115V245H121ZM75 238H74V240H75ZM249 238V239H248ZM8 239V238H7ZM9 239H11V238H9ZM8 239V240H9ZM61 239V238H60ZM64 239H66V238H64ZM73 239V238H72ZM249 241H248V240ZM3 237H1L0 238V241L2 242H0V246H2V245H4V243H3ZM67 240V239H66ZM11 241V240H10ZM65 241V240H64ZM70 241V240H69ZM130 241V240H129ZM68 242V241H67ZM71 242V241H70ZM70 242H68L69 244H70ZM67 244V243H66ZM133 245V244H132ZM186 245V244H185ZM5 246V245H4ZM4 246H2V248L4 247ZM70 246H71V244H70ZM135 246V247H136ZM184 246V245H183ZM6 247V246H5ZM72 247V246H71ZM185 248V247H184ZM4 249V248H3ZM186 249V248H185ZM188 249V248H187ZM180 250V249H179ZM183 250V249H182ZM182 250H180V251H182ZM49 253L50 255H51V259H50V261H48V259L46 258V257H44V259H47V262L48 263H45L44 261H42V258H41V256H42V254L43 253ZM187 252V251H186ZM185 252V253H186ZM258 253V252H257ZM189 254V253H188ZM5 255V254H4ZM41 255V256H40ZM176 255V254H175ZM34 256V257H33ZM44 256V255H43ZM183 256H185V254L183 255ZM48 257V256H47ZM1 258V257H0ZM3 258V257H2ZM184 258V257H183ZM166 259V260H167ZM4 261H5V259H3ZM1 261V260H0ZM163 261V260H162ZM2 262V261H1ZM12 263V264H13ZM4 264V263H3ZM11 264V263H10ZM150 264V263H149Z\"/></svg>", "mask_w": 264, "mask_h": 264}]
</instances>
